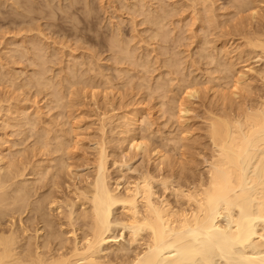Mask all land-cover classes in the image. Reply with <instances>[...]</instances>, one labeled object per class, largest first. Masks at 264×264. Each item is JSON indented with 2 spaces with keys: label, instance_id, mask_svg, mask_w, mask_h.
Wrapping results in <instances>:
<instances>
[{
  "label": "bare ground",
  "instance_id": "bare-ground-1",
  "mask_svg": "<svg viewBox=\"0 0 264 264\" xmlns=\"http://www.w3.org/2000/svg\"><path fill=\"white\" fill-rule=\"evenodd\" d=\"M19 1H21V0H19ZM19 1H18V6H19ZM180 1L182 2V0H180ZM195 1H194V3H195ZM230 1H232L231 4L234 7L233 9L234 10L236 9L238 14H239V12L240 13L245 12L244 10L246 8H249L250 11H252V8H250L252 6L251 3H253V5L255 7H257L254 3L257 0H254V2L251 0H230ZM258 1H262V0H258ZM12 2L15 3L16 0H14V1L12 0ZM71 2H74V1L72 0ZM153 2H155V1H153ZM156 2H157V0H156ZM159 2H160V0L157 2V4ZM161 2H162V0H161ZM181 2L179 3L180 5H181ZM203 2H201V0H200V4H199L200 8L202 7V5H204V4H202ZM263 2H264V0H263ZM194 3L192 0V4H194ZM214 3H212V4H214ZM217 3H215V4H217ZM136 4L137 3L133 4V6ZM190 4H191V0H190ZM231 4H229V7ZM256 4H258V2ZM261 4H262V2H261ZM76 5H77V1H76ZM144 5L142 8H145L146 5L148 7L150 6L149 4H146L145 6ZM70 6L72 7V3L70 4ZM86 6H87V4L85 5V8H86ZM154 6H157V7H155V9L157 8L158 10H160L159 9L160 6H159V8H158V5H154ZM164 6H165V4L164 5L161 4L162 9L160 10V13H162L163 8H164V10L166 9V7H164ZM169 6H170V4H169ZM173 6H175L174 2H173ZM16 7H17V4H16ZM22 7H24V5ZM27 7H30V5H27ZM71 7H69V8H71ZM89 7H90V5H89ZM128 7H130L129 4H128ZM151 7H152V5H151ZM177 7L175 10H178L179 7H181V6H179L178 9H177ZM194 7H196V5L193 6V9L191 8L192 11L194 10V13L198 11V13H199L200 8H199V10L197 9V11H195ZM197 7H198V4H197ZM214 7H213V9H214ZM255 7H253V8H255ZM135 8H136V6H135ZM168 8L170 9V7H167V9ZM138 9L139 8H137V10ZM146 9H148V8L146 7ZM149 9H151V8H149ZM149 9H148V11L146 10L145 13H144L145 9L141 10V11H143V15H145L146 13L148 14ZM224 9H225V7L223 8V11H224ZM259 9H261L260 5H259V8L257 7L258 12H260ZM24 10H25V8H24ZM59 10L61 11L62 9L59 8ZM73 10H74V8H73ZM89 10H90V8L88 9V11ZM134 10H136V9H134ZM203 10H204V7H203ZM209 10H211V9H209ZM216 10L217 9H215V14H217ZM221 10H222V8H221ZM255 10H256V8H255ZM32 11H33V9H32ZM36 11H37V9H36ZM48 11H49V9H48ZM132 11H133V9H132ZM226 11L228 12L227 8H226ZM229 11H231V10H229ZM246 11H247V9H246ZM22 12H23V10H22ZM63 12H64V10H63ZM79 12H80V10H79ZM138 12H140V11H138ZM156 12H157V10L156 11L154 10L155 14H152V16H151V13H153V11H151V13L149 12V14H150L149 17L151 16V19L149 18L145 21H148V22L152 21V24L157 22L156 27L157 28L159 27V30H160L159 32H157V34H158L161 32V27L164 24H165L164 30L167 28L166 27L168 25L167 22H169L167 15L169 14V12H170V14H172V12H171V9L168 13L166 10L165 13H167V15L165 16V18L167 17V20H166L167 22L164 21L165 23L163 22V20H165V18H164L165 14L162 17V14L160 15L158 12L157 13ZM188 12H189V10H188ZM205 12L206 11L204 10L202 14H199V15L197 14L198 17H201V16L203 17L205 15ZM227 12H225V13L227 14ZM57 13H59V12H57ZM83 13H84V11H83ZM85 13H86V11H85ZM91 13H90V15H91ZM212 13H214V11H212ZM234 13H236V12H234ZM246 13H247V18H248V12H246ZM254 13L256 14L257 11ZM262 13H264V12H262ZM23 14H24V12H23ZM25 14H27V13L25 12ZM147 14H146L145 19L148 18ZM175 14H176V12H175ZM191 14L193 15V13H191ZM208 14L211 15L210 13H208ZM250 14H249V16H251V18L253 19L252 22L255 21L254 19H258V22L261 23L259 21V17L261 16L260 13H259V15H260L259 17H257L258 13H257V15H255V14H252L250 12ZM173 15H174V12H173L171 18H173ZM244 15H242V17ZM262 15L263 16H261L260 19H263L262 21H264V14H262ZM88 16H89V13H88ZM211 16H212V18L208 17L209 19H207V20L205 19V17L204 18L201 17L203 20L200 19L199 21L202 20L205 22V20H206L209 22V21H212V20L218 18V17L214 18L213 15H211ZM237 16H234L233 18H235ZM255 16H256V18H255ZM23 17H25V16H23ZM50 17H51V14H50ZM198 17H194V18H197V20H198ZM229 17H230V14H229ZM221 18H224V17H221ZM233 18H231V20H230L231 22H233ZM237 18L235 20L236 22H237ZM34 19L35 18H33V20ZM50 19H52V18H50ZM228 19H230V18H228ZM238 19H240V18H238ZM224 20H225V18H224ZM192 21H194V20L192 19ZM202 21H201V24L204 25L203 27L209 26V24H207V26H206L205 25L206 22L204 23ZM240 21H242V20L240 19ZM179 22H181V21H179ZM195 22L196 21H194V23ZM222 22H220V24H219L220 27L222 26V24H221ZM250 22H251V19H250ZM256 22H257V20H256ZM160 23H162V24H160ZM209 23L211 24L212 22H209ZM215 23H217V22H215ZM243 23H241V24H243ZM158 24H159V26H158ZM245 24H246V22H245ZM245 24L241 25V28L244 27ZM247 24H248V25H246L247 30L244 29L245 31H243V29H241V28H240L241 30L240 29L238 30L240 22H239V25L237 24L238 33L240 31L241 33H239V35H240V37L241 36H243V37H241V39L239 38V42H242V43L240 44L238 42L239 45L236 46V49L233 48L232 51L231 50L228 51L229 46H227L228 50H225L226 49V46H225L226 43L225 42H227V41L224 42L225 38L223 39V42H224L223 44H225L224 45V51H223V54H222V51L220 53L224 57L221 56L220 58H222V60L225 59V61L227 58V60H229V61H226V63L228 62V64H225V62H224V65L222 62L220 67H223L224 70H222V68H221V70L219 72H220V74L223 72H225V73L228 72V75H224L225 74L224 73V74H222L223 76H221L218 72V74L220 76L218 75L217 77H215L213 74V76H211V77H214L213 80L214 81L216 80V83L218 81L219 84H220V80H223L221 82L225 81V83L221 84V87H222V85L224 87V84H225L226 88L224 87L223 89H221L219 87L218 83H217L218 87H216L215 85H214V87L210 86L211 89L212 88L214 89V92L217 88L221 89V90L219 89L220 91H222L221 94H220V91H218V90L217 91L220 95V99H218V100L222 101V103L220 102L221 105H218V107L221 106L220 108H215L214 110L210 111L208 113L209 114L208 118L206 117L207 120H205V121L208 122L207 128L205 126V128L207 129L205 132L206 133L205 136H206V140H207L206 144H205L206 147L204 150H202L201 153L199 152L200 151L199 148H198V150H199L198 153H197V149H195L196 153H197L196 156L194 154H193L194 156L191 155L192 153L189 152L191 150L190 147H189L190 150L188 152L185 151L186 148L183 150V148L185 146L188 147V145H186V143H185V145L183 143H182L183 145L181 144L183 146L182 150H181V148H178L177 143H178V145L180 144L179 142L181 140L179 141V138L182 137L180 132H179V134L181 137H179V134L176 133L178 135V137H176L177 135L175 137L178 139L175 140V138H173L175 142H174V150H171L172 152L168 151V149L165 150L164 148H163L164 150L163 149L159 150L158 149L159 147L157 145L156 146L158 148H156V149L149 150V147L147 149V146H149L148 144L151 141H149V143H148L146 141L147 138H145V136H146V134H148L149 136L148 135L147 136L151 137L150 134H152V133H150V132L144 133L142 131L140 132V130L138 128H139L140 124L142 127L143 123H141V122L146 123V121H148L147 123H149L150 125L151 124L154 125V123H150L151 118L148 119V117L146 116L147 117V120H146L145 115L139 113L140 112V110L138 108L139 107V102H138L139 97L137 98L138 103H136V101L134 100L135 98L133 99V96L130 95V93H129V95L132 96V99L135 101V104H137L138 107L135 105V108L138 109L139 112L136 113L134 111V113H132V111H133V107L131 106L132 104L128 105L132 108V111L130 109L131 115H129V117L128 116L123 117L124 115L122 117L121 116L115 117V119L117 118L118 121L119 120L123 121L121 124H120V122H118L119 125H116V126H113V124H112L115 122V120H114V117H110L111 115L108 114L109 110L106 112L109 116L102 112V114H103L101 116L102 118L98 115V113H96L95 117L99 116L98 118H101V123L98 121L99 126L96 125L97 127H100L99 132L101 130L100 134H97V137L94 138L96 143L93 141V138H91L92 144H93V142L95 143L94 151L96 150L95 151L96 155L94 157H92V151H93V149H92L93 147H92L91 148L92 149L91 156H89V158L90 159L94 158V159L92 160V162H90L91 166H83L84 169L86 167H88V168L91 167L88 169L89 171L88 170H87V172H81V171L78 172L77 171V172H75V174H73V171H75V169L81 170V168H82L79 165V169L75 168L76 167L75 166L74 167L75 169L73 171L71 170V169H73V167L71 165L73 163V161H71V160L74 159V156L72 154L74 153V155H75V153H76L75 151H78L80 149V147H81V149L84 148L80 145H83L82 140H83V142H85V140L82 139V137L84 138L85 136L83 135L81 137L79 134L80 133L79 131L81 130L84 132L85 128H89V127L92 128V125L90 126V124H89L88 125L89 127L86 126L83 128L84 129L83 130V129H81V126H76V125L73 126L72 122H71L72 125L69 123L71 125L70 126L68 124V121L65 120V121H62L64 123H62L60 121L63 124V126L59 125L60 122L58 123V125L60 127L62 126L61 129L58 128L57 131H53L51 129V123L48 124L44 120H41L43 122V126L34 128V125H33L34 123H33L32 114H31L32 111L28 112L31 110L30 108H28V111L25 109L27 107V105H29V102L27 101V99L23 98L24 92L22 93V98L24 99V102L23 103L21 102V103L23 105L25 103V100H26V102L28 104L25 103V105H26L25 108L20 107L19 106L20 103L15 104L17 106H14L13 103L14 102L16 103V101H13L12 104H9L10 101L9 102L7 101V103L9 104L8 105L7 103H5L4 98L2 97V96H4V94L1 95L3 100H0V124L1 123L5 124V126L2 125V127L4 128L3 130L5 131V127H6V125H8V129H9V127H12V129L10 128V131L13 130V128H15V129L17 128L19 131L22 128L23 131H21V133L24 134L27 130H29L28 126L29 127L31 126L30 127L32 129L31 133L33 132L31 137H36V138H35V140H33L34 144H31L30 152L28 149V154H27V149L25 150L26 153L23 152V155H21V153H19V149H16V152H14V153L15 154L19 153L20 155L18 154V156H20V157L16 160L14 159L15 161L10 159V155H9V154H11V152L9 153V150L12 148L11 147L12 145L8 146L7 152L9 154L7 156V155H5L6 153H4L6 151V149L4 151L2 144H1L2 149L0 148V264H215L216 258H223V259H225V261H227L228 264H264V68L258 69L260 71L257 70L261 75L262 84H260V85H261L262 89H261V87L258 89V90H260V89L261 90L258 93L256 92L257 93L256 95L254 94L255 97H253V94H252V89H253L252 82L253 81H250L251 84L249 83V79H251V78L244 77L246 75V73L242 69H240V70L238 69L239 72L236 71L237 69L234 70L236 60L240 61L241 59L250 58L252 55H253V58H257L259 60L258 61L255 59L256 61L264 62V22L261 23L262 24L261 26L259 25L260 27L257 26V28L254 27L253 29L249 28V27L253 26L252 24H251V26H249V22ZM149 25H150V23H149ZM188 25H189V23H187L186 27ZM191 25H192V23H191ZM153 26H155V25H153ZM153 26H152V28H154ZM211 26H213V23ZM218 26H216V27H218ZM224 26H225V24H224ZM37 27H38V25H37ZM234 27H236V25H234ZM35 29L36 28H34V30ZM175 29H173L174 31L172 33L175 32ZM209 29L210 28H208V31H210ZM231 29H233V28L231 27L230 30ZM162 30H163V28H162ZM183 30H182V32H183ZM217 30H218V28H217ZM228 30L226 31L227 32L226 34L230 35L231 32L229 33ZM30 31H31V29H30ZM50 31H51V28H50ZM115 31H116V29H115ZM118 31H119V28H118ZM120 31H122V29ZM26 32H28V31H26ZM36 32H38V31H36ZM40 32H42V30H40ZM20 33H22V31ZM33 33H34V31H33ZM153 33H152L151 37H153ZM155 33H154V37L156 36L155 38H157L158 35H156ZM208 33L209 32H207V35H208ZM214 33H216V32H214ZM236 33H237V31H236ZM27 34H30V33H27ZM110 34L112 35V32ZM119 34H120L119 32L117 34H113L114 36H113L112 40L109 39L111 37V36H109L108 39L111 40V42H110V45L107 46V48L111 49V51L113 49L118 51V49H116V48H121V50H122V52H120V51L116 52L115 54L116 55L119 54V57H115L116 56L115 55L114 56L115 60L111 61L112 62L111 65L114 66V69H112V70H114L115 73L117 72V75L115 74V76H117L118 78L120 76V72H118V71L122 69V67H120L119 70L117 69L118 65L120 64V61L123 63V61L126 60L125 58L127 56L131 55L130 51H129V47H130V50H132V47L130 46L129 43H127L129 45L128 48H126L127 46L125 47L126 43H124V46H123V44H122L123 35L121 36V38H122V41H121L118 37ZM168 34H169V32H168ZM203 34H204V32H203ZM39 35L41 37V34H39ZM43 35H42L43 36L42 40H44V37H45V34H43ZM202 35H199V37H198L195 34V36H197V38H200V39H201ZM191 36H190V38H191ZM204 36H206V34H204ZM209 37L212 40L213 36L212 37L209 36ZM226 37H229V36H226ZM26 38H27V36H26ZM158 38L160 39V36ZM161 38L163 40L166 39V41H167V38H169L167 35V30L165 31V33H162ZM213 38H215V37H213ZM220 38L222 39L221 36H220ZM221 39L217 40V38H216L217 41H221ZM234 39H235V37L233 38V40L231 37V40L235 42ZM39 40H41V39L39 38ZM133 40H134V38H133ZM133 40L130 39V43ZM150 40H152V39H150ZM153 40H156V39H153ZM207 40H209V39H207ZM20 41H22V40H20ZM37 41L38 40H36L35 36L32 38V40L30 38V42L33 45V47L28 43L29 44L28 46H31V48L30 47L28 48V49H30L28 51H27V48L24 47L27 45H24V43H23L24 41H23L20 44V46L22 47V44H23L24 49L20 48V50L23 49V51H24L26 49V51H24L23 55L25 56V53L28 52L27 55L29 56V54H30L29 57H31V52H32L33 53L32 59H30V60L27 59L26 61L30 62L29 65H31V67L33 65H35V66H38L39 68H41V70H42V67H44V70H43V72L42 71L39 72L40 70L38 72L37 71L34 72L35 68H37V67L34 68V66H33L34 71L32 70V72H31L33 74H30L31 77H33V78L30 77L31 79L29 78L30 81H28L26 79L27 77L26 78L24 77L26 82L21 81V83H20V81H19L20 84H18L17 86L20 88V85L22 84L21 88H25V86L28 87V85H29V86H33L32 90L35 87V89H37V91L39 90L38 88H40V89L43 88V91H46L45 90L46 87L53 84V92L52 93L50 92L51 94L49 93L50 95H52V97H51L52 99L50 100V104L52 106L51 102H53V104H55V102H56V104L61 102V105H62L63 102L65 103L64 99H66V95H64V93H66L67 91L65 92L64 87H62L64 89V90H62V88L58 85V81L60 82L62 79L64 80V78H65L64 83L66 81L67 83L70 84V86L72 85L71 87H73V86L75 87V86H77L76 84H78V86H79L80 84L83 83V82L82 83L78 82L79 80H76V79H78V77H79L80 80H82L84 77L82 78L81 76L77 75V73L79 71H76V68H75V70H74V68H73V70H72V68H70V67H72V65H69V64L74 63L75 62V59H74V62L68 61L69 62V64H68L69 65V69H68L69 72L67 74L65 73V72H67V69L65 70V72H64V70L62 71L60 69V71L62 73V74L60 73V76L63 74L65 76L63 75L64 78H62V79L60 78L61 80H58L56 82L57 85L54 84L55 82H53L54 81L53 78L57 75H54V77L51 76V79L49 78L50 80L47 79L46 76L48 74L50 75V72L52 71L50 69H49L50 71L49 70L47 71V68H49L48 66H50V68L52 69L51 65L54 64V63H52L53 61H51V59H49V57L51 58L53 56L47 57L46 55H51V53L48 54L49 51L46 50L47 53L44 54L43 49L40 48V47H44L43 45L45 44V42L43 41L44 42L43 45L41 44V46L38 48ZM124 41H126V40L124 39ZM127 41L129 42V40H127ZM168 41H169V39H168ZM205 41H206V39H205ZM205 41H204V44H205ZM213 41H215V40H213ZM54 42L56 43V41H54ZM141 42H140V44H141ZM175 42H176V40H175ZM39 43H41V42L39 41ZM150 43H151V41H150ZM218 43H221V42H218ZM228 43H229V41H228ZM36 44H37V46H36ZM148 44H149V42H148ZM170 44H171V42H170ZM206 44H207V42H206ZM211 44H212V42H211ZM211 44H208L205 46L207 47L210 45V48H211ZM230 44H231V42H230ZM17 45H19V44H17ZM161 45L163 46V43L160 44V46ZM213 45H215V43L212 44V47H213ZM46 46H47V42H46ZM173 46H174V44L172 45V47ZM181 46H183V44ZM201 46H204V45H201ZM216 46H217V43H216ZM234 46H235V44H234ZM168 47H170V45H168ZM4 48H5V46H4ZM135 48H136V46H135ZM135 48L133 47V50ZM178 48H179V46H178ZM217 48L215 47L216 51H217ZM222 48H223V46H222ZM17 49H19L18 46H17L16 50ZM32 49H34V50L31 51ZM48 49H49V46H48ZM140 49L141 48H139V50ZM150 49L153 50V48H150ZM219 49H218V52H219ZM16 50H14L15 53H17V52L19 53V51L16 52ZM133 50L131 51V53L132 52L134 53V51H135V53H137V51H136L137 49L134 51ZM156 50H157V48H156ZM202 50H203V48L200 50V52L198 50V53H201ZM206 50H205V53L202 52L201 54H199L200 57L197 54L196 55L197 58L198 57L201 58V56L203 54H206ZM211 50H213L212 52H215L214 48H211ZM12 51H13V49H12ZM12 51H11V53L10 52L9 53L12 54L13 53ZM29 51H31V52L29 53ZM208 51H210L209 48H208ZM71 52H73V51H71ZM90 52L93 53L92 50L89 51L88 53H90ZM120 53H121V56H120ZM146 53H148V51ZM159 53L161 55V51H159ZM159 53H157L158 56H159ZM164 53H165V51H164ZM216 53L214 54V56L216 55ZM234 53H236V55H235L236 60L234 59V55H233V57L231 56ZM107 54H108V52H107ZM168 54H170V53H168ZM208 54L209 53H207V55ZM23 55L21 52V59H18L20 56L18 57V55H17V57H18L16 59L17 64H15V65H19L18 61L22 60ZM139 55L140 54H138V56ZM142 55H143V59H140V61H144V63H145V60H147V62H149L147 59L148 55H146V59L144 58L145 55L144 54H142ZM164 55L162 53V57H160V58H162V60H165V58H166V57H164ZM219 55L220 54H218V60H219ZM136 56H137V54H136ZM171 56H173V55L171 54ZM171 56H170V58H171ZM196 56L194 55V57H196ZM67 57H68V55H67ZM97 57H98V55H97ZM114 57H112V58L114 59ZM134 57H135V55H134ZM157 57H155V58L157 59ZM176 57L178 58L177 55H176ZM180 57H181V55H180ZM205 57H206V55H205ZM26 58H27V56H26ZM47 58L49 59L50 62L45 69V66L48 63ZM88 58H89V56H88ZM93 58L94 57H92V59H89V60H93ZM100 58H101V56H100ZM100 58H98V61ZM109 58H111V56ZM177 58H176V60H177ZM156 59H154V60H156ZM172 59H173V57L171 58L170 61H172ZM180 59L181 58H179L178 64L176 63L177 66L174 64V60H173L172 64L174 65V67L176 66L177 68H178V65H180V67L182 66V69H183L184 64L181 65L180 62L183 61L184 59H182V60H180ZM208 59H209V61H208ZM76 60L78 62L79 59H76ZM89 60H88V63L90 64ZM96 60H97V58H96ZM131 60L134 61L133 64L135 63L134 64L135 68H133V70H137L138 67L136 68V65H137L138 59L136 60L135 58L133 59L132 57H130V61H128V58H127L126 62H128V65H129V63H131ZM135 60H136V62H135ZM154 60L152 62H149V63L153 64ZM159 60H158V62H159ZM176 60H175V62H176ZM215 60L216 59L213 58V55H211V52H210L209 56L206 57V60L203 58V61H206V62L208 61V63H203V64H212ZM218 60H216V62ZM233 60L235 62H233ZM165 61L167 62V60H165ZM186 61H183V63H186ZM239 61H237V64ZM248 61H250V59ZM86 62L87 61H85V64H86ZM107 62L109 63V61H107ZM113 62L116 64L114 65ZM229 62H230V64H229ZM65 63H66V65H65ZM65 63L63 65L68 66L67 62H65ZM93 63H94V61L92 62V64ZM97 63H99V62L96 61V65H97ZM100 63H102L101 59H100ZM122 63H121V66H123ZM159 63H161V62H159ZM189 63L191 65L193 64V63H191V60ZM240 63H242V62H240ZM138 64H140L139 60H138ZM162 64H163V62H162ZM217 64H216V66H218ZM77 65H78V67L79 66L83 67L84 64L81 66L80 63L79 64L77 63ZM77 65L75 63V65H73V67H76ZM107 65H106V68H107ZM125 65H126V63H124V66ZM156 65L153 64V67ZM169 65H171V64H169ZM245 65H246V62H245ZM65 66H64V68H65ZM85 66L87 67V65H85ZM98 66L99 65H97V67H96L94 64V65H92V68H94L96 70V69H98ZM100 66H101V64H100ZM100 66H99V71L101 72ZM129 66H127V68ZM138 66H140V65H138ZM151 66L152 65H150V68H151ZM165 66H166V64H164V66H162V68L165 69L166 68ZM209 66L210 65H208V67ZM216 66H214L213 69H212V67L210 68V69H212V70H210L211 73H217L215 71ZM78 67H77V70H78ZM146 67H147V70H145L146 68L144 69V67L142 65L141 70L144 69L145 71L148 72V69H150V68H148L149 66H146ZM159 67H160V64H159ZM193 67H195V64ZM263 67H264V63H263ZM28 68H30V67H28ZM92 68H91V70L90 69L89 70L87 69V70L91 71L92 74H95V71H94V69L92 70ZM108 68H110V67H108ZM130 68L132 69V67H129V71H130ZM172 68L173 67H171V70L173 71L174 68L173 69ZM184 68L185 69H183V70L181 69V71H183L182 72L183 75H184V72L186 70V67H184ZM248 69H247V71L249 72L250 69L249 70ZM254 69L255 68H252L250 73H252V71H253V74H254V71L256 72V70H254ZM12 70H14V69H12ZM20 70H26V68L25 69L21 68ZM165 70H167V69H165ZM178 70H179V68H178ZM207 70H209V69H207ZM213 70H214V72H213ZM241 70L244 72H241ZM14 71H13V75L10 76V79H11V77L14 78V73H15ZM85 71L83 72L84 74H85ZM99 71H97V72H99ZM123 71H125V70H123ZM156 71H158V69ZM172 71L171 72L168 71L165 78H167L168 73L170 74V76L172 74L173 76L171 77L169 83H171V86H172L173 82L175 83L176 82L175 80H177V86H176V83H175V86L177 87L176 89H178V87H179L178 83L179 82H178V79H176L177 75L175 76L176 78H174L175 80L173 79V82H171L172 78L175 75V74H173ZM187 71H188V69H187ZM210 71L205 72L206 75H208V74L210 75ZM19 72L23 73V71H19ZM47 72H48V74H47ZM121 72H122V70H121ZM125 72H122L121 75ZM248 72H247V75H248ZM25 73L27 74V71ZM25 73H24V75H25ZM88 73H90V72H88ZM101 73H102V75H101V77H102L104 73L103 72H101ZM128 73H130V72H128ZM165 73H166V71H165ZM259 73H256L257 74L256 77L259 75ZM0 74H2L4 76V80H5V76L6 77L8 76L6 74L4 75L3 73H1V71H0ZM45 74H47V75H45ZM84 74H82V76H84ZM126 74H127V72H126ZM147 74L144 73L145 76ZM180 74H181V72H180ZM192 74H193V72H192ZM16 75H17V73H16ZM51 75H52V72H51ZM86 75H87V73H86ZM98 75L100 76V73ZM98 75H97V73H96V76L94 75L95 77H94L93 81H95V78L98 79L97 78ZM108 75H109V73H107V77L106 76H104V77L109 79ZM162 75L163 74L161 73V75H160L161 77L158 76L159 80H156L157 82L158 81L160 82L161 79H164V75L163 76ZM209 75L207 77H209V81H210ZM249 75L248 76L251 77V74H249ZM21 76L23 77V74ZM60 76H58V77H60ZM127 76H128V74L126 75V77ZM139 76H141L142 77L141 79L143 80L142 72H141V75H139ZM58 77L55 78V81H56V79H58ZM91 77L93 78V75ZM101 77H99V78H101ZM104 77H103V79H105ZM123 77H124V75H123ZM256 77L253 76L254 79ZM19 78H21L20 74H19L18 79ZM24 78H23V80H24ZM92 78H89V76H88L87 81H85L86 78L84 79V81H85L84 85L86 86V90H85L84 85H81V87L79 86L80 90L83 89L84 91H86V92H83V96L82 95L80 96L82 100H83V97H86L84 94L87 93L89 95L88 92L91 91V89L89 88L88 85H90V87H91L90 83L92 82ZM120 78H121V76H120ZM133 78L134 77H132V79ZM148 78H149V76H148ZM180 78H181V76L179 77V79ZM184 78H185V75H184ZM194 78H196V75ZM8 79H9V77H8ZM16 79H14V80H15V83L17 84L18 79L17 80ZM74 79L77 82H73ZM88 79H91V81H88ZM108 79L105 80V82L107 81V84L104 85L105 88L107 87L108 82L110 81V79L109 80ZM136 79H137V77H136ZM152 79H154V78H152ZM185 79L190 80L188 76ZM191 79L193 80L192 76H191ZM133 80H132V82H133ZM142 80H141V82L143 83ZM145 80H147V79H145ZM184 80L183 81L181 79L179 80L182 82L181 84H183L185 82L183 84L184 86L182 85L184 91L181 90L182 86L179 87V88H181L180 93L181 92L186 93V94H184V95H186V98L184 100L182 99L183 101H185L187 99V92L186 91H188V98H190L191 96L193 98V96L195 94H198V95L200 94L199 90H200V88H201L200 86L202 84L205 86L208 83H210V82H207L208 80H205L207 82V84H205V82L204 83L202 82V84L200 85V83L198 82L199 79L198 80L196 79L198 82V87L195 85L197 82H194V84H193L194 87L195 88L197 87V89H195L194 87L192 88L193 85L191 84V82L193 83V81H190L189 82L190 85H189ZM259 80H260V78H259ZM118 81H120V80H118ZM130 81H131L130 79H129V81L127 80V84H125V85L132 87V85H130L132 82L130 84H128ZM149 81L151 82V78ZM12 82H14V81L12 80ZM12 82H11V84H13ZM105 82L103 80V84H105ZM211 82H212V79H211ZM23 83H28V84H25V86H23ZM31 83H32V85H31ZM61 83H62V85H64L63 82H61ZM61 83H60V85H61ZM110 83L113 85L112 81ZM110 83H109L107 88H109L111 90V87H112L111 91L117 90L116 89L117 85L115 88V87L111 86ZM135 83H134V85L137 86V84H135ZM138 83L140 84V81ZM152 83L153 82H151V86H152ZM214 83L215 82H213V84ZM92 84H93V88H94V85L96 86V90L95 89L92 90L93 92H91L90 96L93 97L94 100H96L97 94H98V96L101 94V93H99L100 88L97 90V87H100L103 84L100 86H98L99 84H94V82H92ZM123 84H124V82H123ZM185 84L186 85L188 84L187 87L190 86V88H192L191 92H189L190 88L185 90L186 89V88H184L186 86ZM210 84L212 85V83H210ZM14 85L15 84H13L10 87L13 88ZM125 85H124V87H125ZM165 85L167 86L168 83H165ZM165 85H163V87ZM66 86H67V84H66ZM78 86H77V88H78ZM104 86H102V87L105 90ZM109 86H111V87H109ZM119 86H122V85H119ZM140 86H141V84H140ZM140 86H138V87H140ZM153 86L149 87V88L147 86V88L144 89V93H145L146 89L149 90L150 88H152L151 92L154 93L157 88H155V90L153 92ZM36 87H38V88H36ZM68 87H69V85H68ZM71 87H69L68 90L74 89L73 92L74 93L77 92V89L75 90V88H71ZM142 87H143V84H142ZM163 87H161V88H163ZM87 88H89V89L87 90ZM107 88L104 92L102 90L103 93H105V92L107 94L109 93L108 95L105 93L104 97L102 96L103 100L100 96L101 100H99V101H102V103H104L106 101L109 102V100L112 99L111 98L112 95L114 94V92H110ZM136 88H135V90H136ZM254 88L256 89V86ZM25 89H27V88H25ZM130 89H132V88H130ZM193 89H195V90H193ZM211 89L209 88V90H211ZM213 89L211 90L212 92H213ZM16 90H17V88L14 89L15 92H16ZM32 90L30 89L29 92ZM166 90H167V92H166ZM166 90H165V92L168 94V92H170L172 89L170 91H168L169 89L167 87ZM17 91H19V90H17ZM37 91H36V93H38ZM43 91H42V89L39 91L40 95L43 94L42 93ZM49 91H51V89H49ZM49 91H47V92H49ZM97 91H98V93L95 94ZM119 91L121 92V89ZM119 91H118V93L115 92V94L117 96H122L119 94ZM127 91L125 93H127ZM158 91H159V87H158ZM163 91H164V89H163ZM217 91H216V93H217ZM73 92H72L73 98L72 97L70 98L71 91H69L66 100H68V97H69V99L76 101L75 95H77V93L74 95ZM133 92H134V89H133ZM159 92H161V91H159ZM159 92L157 93L158 95H159ZM172 92H173V90H172ZM172 92H170V93L172 94ZM6 93H7V91L5 92V96H7ZM9 93H8V95H9ZM27 93L28 92H26V95H27ZM92 93H93V96H92ZM14 94L15 93H12V98H13ZM80 94H82V93H80ZM115 94H114V96H115ZM157 94H155V96H158ZM160 94H161V96H163L162 95L163 93H160ZM176 94H178V93L176 92ZM181 94H183V93H181ZM19 95H21V94H18V96ZM136 95H139L138 92ZM143 95L146 96V94H143ZM150 95H151V93H150ZM172 95H174V94H172ZM184 95H182V96H184ZM18 96H17V99L19 100ZM78 96L79 95H77V97ZM126 96L128 97V95H126ZM161 96L159 97V99L161 98ZM9 97H11V95ZM32 97H33V95H32ZM34 97H36L35 93H34ZM87 97H89V96H87ZM163 97L165 99V95ZM166 97H168V96L166 95ZM174 97H176V96L174 95L172 98L170 96V99H173V100H171V101L168 100V101H170V103L167 102V104H169L168 107H170V110L173 109V111H174V108L177 106L176 108H178V109L181 108V110L179 112L186 113V115H187L188 111H187L186 107L188 105L184 104V103H183L184 105L182 103H179V105H177V103H178L177 100L179 97L176 98L177 100H175ZM235 97H237V99H239V100L236 101ZM6 98H5V100H6ZM119 98H116V96H115V99H117V101L123 102L122 108H123V110H125L127 100L125 102L124 99L126 97H124V95H123L124 101L121 100L122 97L120 98V100H119ZM23 99H22V101H23ZM49 99H50V97L48 98V96H47V99L45 100L46 103L49 102ZM104 99H105V101H104ZM132 99L129 101L132 102ZM168 99H169V97H168ZM7 100H8V98H7ZM30 100H32V99H30ZM77 100H78L77 104H78V102H79V104L82 103V101L80 103V99H77ZM84 100H86V99H84ZM89 100H90L89 103H91V102L94 103L93 100L90 99V97H89ZM113 100H114V97H113ZM113 100H111V101H113ZM41 101H43V100H41ZM111 101L108 104L111 105ZM117 101H116V103H117ZM161 101L162 100H160V102ZM180 101L181 100H179V102ZM183 101H181V102H183ZM216 101H217V98H216ZM37 102H38V100H37ZM107 102L104 103L105 107L107 106L106 105ZM141 102H142V98H141ZM17 103H18V101H17ZM31 103H32V101H31ZM69 103H70V100H69L68 104ZM72 103H74V102L72 101ZM96 103H97V101L95 102V104ZM113 103L115 104V102H113ZM113 103H112V106H114ZM185 103H187V102H185ZM5 104H7L8 106L7 105L5 106ZM33 104H34V102H33ZM50 104H49L50 113L52 114L53 110L57 109V108H55V106H54V108L51 107ZM70 104H69V106H74L73 109L75 110L76 104L75 103H74V105H70ZM97 104L100 105V102ZM124 104H125V106H124ZM133 104H134V102H133ZM36 105H34V106H36ZM67 105H66V108L64 105V108H65V111L67 109L66 117H67V119L70 120L72 117H69V115L74 116V113H73V115H71L72 113L70 112L71 114L69 113V115H67L69 110L73 111V109L71 107H70L71 108L70 109ZM93 105H92V107H93ZM152 105H154V104H152ZM185 105H186V107H185ZM39 106H41V104ZM39 106H38V108H39ZM62 106H56V107H58V111H57L58 114H60L59 109ZM83 106L85 107V105H83ZM108 106L106 108H108ZM128 106H126V109H128ZM141 106H142V104H140V107ZM162 106L165 107V104L164 105L162 104ZM5 107H8V108H5ZM28 107H31V105ZM41 107H45V103H44V106H41ZM78 107H80V105L77 106V109H78ZM86 107H87V105H86ZM100 107H101V105H100ZM117 107L118 106H116L115 110H117ZM120 107L121 106L118 107L117 112H119ZM145 107H143V110H145ZM148 107H149V105H148ZM51 108H53V109H51ZM94 108H95V106H94ZM110 108H111L110 112L112 111L113 115H114L115 110L113 111L112 107H110ZM122 108H120V110H122ZM135 108H134V110H135ZM176 108H175V110H176ZM182 108H184V109H182ZM98 109H100V108L98 107ZM98 109L95 108V111ZM101 109H102V107H101ZM104 109H102V110H104ZM164 109L167 111L166 108H164ZM61 110H62V108H61ZM79 110H80V108H79ZM5 111H7V113L11 116L10 117L6 113V115L9 116L8 122H9L10 118H13V120H11V122L14 121V123L9 124L6 121L7 116L5 115ZM26 111H27V114L29 113V116H26L27 114L25 115ZM41 111H42V113H43V111L47 112V110H43L42 108H41ZM65 111L63 109L62 112H64V114H65ZM95 111H94V113H95ZM128 111H127V115H128ZM130 111H129V114H130ZM185 111H187V112H185ZM39 112H40V110H38L37 114H39L41 116L42 114H41V112L40 113ZM77 112L79 113V111H77ZM104 112H105V110H104ZM170 112H172V111H169V113ZM50 113H48V114L50 115ZM145 113H146V111H145ZM165 113L167 114L168 112H165ZM35 114L36 113H34L33 116H35ZM58 114L55 113V115L59 117ZM123 114H124V111H123ZM61 115H62V113H61ZM78 115H80V113ZM173 115H175V112L173 113ZM4 117H6V120L4 119ZM41 117H40V119H41ZM54 117L55 116H53V119H54ZM149 117H150V115H149ZM159 117H157V118L159 119ZM170 117L173 118V116H170ZM45 118L47 119L48 117L47 116L45 117V114H44V119ZM65 118H63V119H65ZM76 118H77L76 123L78 125L81 124L78 122V120H79L78 116ZM76 118H75V121H76ZM82 118L80 116V119H82ZM92 118H94V117H92ZM53 119H52V123H53ZM58 119L63 120L60 117L57 119L55 117V122ZM49 120L51 121V119H49ZM96 120H97V118H96ZM35 121H36V117H35ZM75 121H74V124H75ZM38 122H39V118H38ZM81 122L84 123L85 121L81 120ZM108 123H110L112 126V132L116 130L117 135H119V136L121 135V137L118 136L119 139H117L118 137H116L117 140L116 139H113V140L111 139V141L109 140V138H108L109 136L107 137V131H106L107 126H109ZM39 125H42V124H39ZM53 125H55V124H53ZM86 125H87V123H86ZM25 126H27V130H26ZM64 126H65V128H63ZM66 126H67V128H66ZM111 126H109L110 129L108 128V131L111 130ZM146 126H147V129H146V127H145V129L148 130L149 127L147 124H146ZM2 127L0 126V130L2 129ZM23 127H25L26 131L24 130ZM56 127H57V123H56ZM97 127H95L96 130H98ZM8 129H6V131ZM53 129H54V127H53ZM118 129H121V131L119 130V133L117 132ZM180 130H181V128H180ZM15 131L17 132V130H15ZM15 131H13V132L16 133ZM148 131H151V130L149 129ZM5 132L3 133V131H2L3 134H5ZM94 132L97 133V131H94ZM112 132L110 134L108 133V135H110V138H111ZM153 132H154V130H153ZM141 133H142V136H141ZM155 133L156 132H154V139H155ZM12 134H13L12 132H11V134L9 133V135L11 137H12ZM17 134H19V133H17ZM27 134L30 135V130L27 132ZM27 134L22 135V137H24V138L26 136V139H24L25 143H23V141L20 140L21 143H23V145L19 143L20 144V145H18L19 147H21V145L24 146L26 144L27 140L29 142L30 136H28ZM81 134H82V132H81ZM144 134H145V136H144ZM182 135H183V139H184L185 136H184V134H182ZM5 136H6V134H5ZM5 136L3 137L2 140L0 139V142H2L4 140V138H5V140H7V138H6L7 136L6 137ZM79 136H80V138H79ZM90 136H91V134H90ZM92 136H95V135H92ZM0 137H2V135ZM19 137H20V135H19ZM27 137H28V139H27ZM100 137H101V139H99ZM112 137H113V134H112ZM96 138L99 141H96ZM157 138H158V136H157ZM189 138L187 140L185 139V141H190ZM200 138L202 139V136ZM9 139H11V138H9ZM20 139H21V137H20ZM149 139L150 138H148V140ZM173 139L170 136V140L172 141L171 145L173 143ZM22 140H23V138H22ZM30 140H31V138H30ZM143 140H145L146 142H144ZM193 140H192V142H193ZM196 140L197 139H195L194 142H196ZM12 141H13V139H12ZM114 141H116V144L119 143L120 146H121V144H122V146H123V144H127L126 148L124 145L122 150L120 147V150H118L120 152L119 153L117 152L119 154V155L117 154V156L114 155L115 151L113 150L114 151L113 152V151H111V148H109V145L112 146V144H114ZM167 141L169 142V138ZM86 142H87V140H86ZM160 142L161 141H159V143ZM14 143H15V140H14ZM14 143H11V144H14ZM17 143H18V141H17ZM89 143H91V142H89ZM159 143H157V144H159ZM165 143H166V140H165ZM4 144L5 143H3V145ZM116 144H115V146H116ZM166 144H168V143H166ZM16 146H17V144H16ZM163 146H164V143H163ZM163 146L161 145L160 148ZM9 147H11V148L9 149ZM13 147L17 148V147H15V144L13 145ZM95 147H96V149H95ZM152 147L153 146L151 145V148ZM193 147H194V145H193ZM200 147H201V143H200ZM14 148H12V149H14ZM203 148L204 147H202V149ZM23 149H25V148H23ZM86 149H87V147H86ZM187 150H188V148H187ZM22 151H20V152H22ZM79 151L81 152V150H79ZM89 151H90V148H89ZM14 153H12L11 156ZM15 154H14V157L16 158L17 155H15ZM24 154H27L26 157H24L25 156ZM82 155H83V153H82ZM86 155H88V154H84L85 157H86ZM142 155L145 157L146 160H141V162H142L141 164L139 163V161H140L139 160L137 164L140 166L138 167L133 162H135ZM118 156H119V158H118ZM72 157H73V159H71ZM195 157H197V158L199 157L198 159L201 158V162L199 161V163H196L194 165L195 160H196V162H198L197 158H195ZM69 161H71V163H69ZM88 163H89V159H88ZM134 164L136 166H134ZM132 172L134 175L131 174ZM28 176L31 177V180L28 178ZM64 176H66L68 180H71V183H67L64 179L65 178ZM114 229H115V231L117 230V236H113L112 232H114ZM110 234H112V235H110ZM119 238H120V240L117 241V239H119ZM110 240L111 241L114 240L116 242H114V244H113V242H110Z\"/></svg>",
  "mask_w": 264,
  "mask_h": 264
},
{
  "label": "rangeland",
  "instance_id": "rangeland-1",
  "mask_svg": "<svg viewBox=\"0 0 264 264\" xmlns=\"http://www.w3.org/2000/svg\"><path fill=\"white\" fill-rule=\"evenodd\" d=\"M14 1V0H13ZM18 1L19 0H16V4H17V7H16V4L14 3V2H12V0H0V71H1V73H3L4 75L6 74V75H8L7 77L5 76V80H4V76L2 75V74H0V97H1V95H3L4 94V96H2L3 98H4V101H5V103H7V101L9 102L10 101V103L9 104H12V102L13 101H16V103L14 102L13 103V105L14 106H17V105H15V104H19L20 103V107H23V108H25V103H27L26 102V100H25V103L22 105V103L24 102V99H27V101L29 102V105H27V107L25 108L27 111H28V108H30L31 110L30 111H28V112H31V114H32V119H33V125H34V128L35 127H40V126H43V122L41 121V120H44L45 122H47L48 124L49 123H51V129L53 130V131H57V129L59 128V129H61L62 128V126H63V124L62 123H64V122H62V121H65V120H67L68 121V124L70 123L71 125H72V123H73V126L74 125H76V126H81V129H83L84 127H86V126H88L89 124H90V126L92 125V128L91 127H89V128H85V130H84V132L83 131H79L80 133V136L82 137L83 135L85 136L84 138L82 137V139H84L85 140V142H83V140H82V144L83 145H80V146H82V147H84L83 149H81V147H80V149L79 150H81V152L78 150V151H75L76 153H75V155H74V153L72 154L73 156H74V159H73V157L71 158V159H73V160H71V161H73V163L71 164L72 165V167H73V169H71L72 171L75 169V168H78L79 169V165H80V167H82L81 168V170L79 169V170H76L75 169V171H73V174H75V172H87V170L89 169V168H91V167H86L85 169L83 168V166H91V163L90 162H92V160L94 159V158H89V156H91V151H92V149H93V151H92V157H94L96 154H95V151H94V146H95V140H94V138L95 137H97V134H100V132H101V130H100V132H99V128L100 127H97V126H99V122L101 123V116L103 115L102 114V112L104 113V114H107L106 112L109 110V113L108 114H110L111 116L110 117H114V120H115V122L114 123H112L113 124V126H116V125H119V123L118 122H120V124L123 122L122 120L120 121H118V119L116 118L115 119V117H117V116H123V117H126V116H128L129 117V115H131V111H132V108L130 107V106H128V105H131L132 107H133V111H132V113H134V111L136 112V113H138L139 111H138V109H136L135 108V105L137 106V104H135V101H136V103H138L139 102V110H140V114H144L145 115V118H146V120H147V117H148V119L149 118H151L150 119V123H154V125L153 124H149V123H147L148 121H146V123L145 122H141V123H143L142 124V127H141V124H140V126H139V130H140V132L142 131V132H144V133H152V134H150V136L151 137H148L149 135L148 134H146V136H145V134H144V136H145V138H147V142L149 143V141H151L148 145L149 146H147V149H148V147H149V150H152V149H156V148H158L159 150H161V149H165V150H167L168 149V151H170V152H172L171 150H174V139L173 138H175V140H177L178 138H176V137H178V135L176 134V133H178L179 134V132L181 133V136H180V134H179V137H181V138H179V145H178V143H177V146H178V148H181V150H182V148H183V144L185 145V143H186V145H188V147H184L183 148V150L185 149V151L186 152H188L189 150H190V148H191V150L189 151L190 153H192L191 155H197V153H198V151L201 153L202 152V150H204L205 149V144H206V136H205V132H206V128H207V126H208V122H206L205 120H207V118H208V116H209V112L210 111H212V110H214L215 108H220V107H218V105H221V103H222V101H220V100H218V99H220V95H219V93H218V91H220L221 89H223L224 87L226 88V86H225V84H224V87H223V85H222V87H221V84H223V83H225V81L224 82H221V81H223V80H220V84L218 83V81H217V83L219 84V87L221 88H217L216 90H215V92H214V89H213V92L211 91L212 89H211V87L213 86L214 87V85L216 86V87H218L217 86V83H216V80L214 81L213 80V78L214 77H211V76H213V74H214V76L215 77H217L219 74H220V70H221V68H222V70H224L223 69V67H220V65L222 64V62H223V65H224V62H225V64H228V62L226 63V61H229V60H227V58H226V61H225V59L224 60H222V58H220L221 56L222 57H224L222 54H223V51H224V45L225 44H223L225 41H227V42H225L226 43V49L225 50H228V47L227 46H229V50L228 51H232L233 50V48L234 49H236V46H238L239 45V43L241 44L242 42H239V38L241 39V37H243V36H241L240 37V35H239V33H241L240 31H239V33H238V30L241 28V25H243V24H245V22H246V24L244 25V27H242L241 29H243V31H245L244 29H246L247 30V26L246 25H248L247 23L249 22V26H251V24L253 25V26H251V27H249V28H257V26H261L262 24L261 23H263L264 21H262L263 19H260L261 18V16H263L262 14H264V13H262V12H264L263 10H264V2H263V0L262 1H255L254 2V0H251V1H253L254 3H255V5L259 8V5L261 6V9H259L260 10V12H258V10H257V7H255L254 5H253V3H251L252 4V6L250 7V8H252V11H250V9L249 8H246L247 9V11H246V9L244 10L245 12H242V13H240L239 12V14L237 13V11H236V9L234 10L233 8V5L231 4V2L232 1H230V0H213L215 3H217V4H215L212 0H201V2H203L202 4H204V5H202V7L200 8L199 7V4H200V0L198 1V0H193V3H194V1H195V3L194 4H192V0H191V4H190V0H182V2L180 1V0H162V2L165 4V6L164 7H166V9L164 10V8H163V10H162V13H160V10L162 9V7H161V4L162 5H164L162 2H161V0H160V4L158 3L157 4V2L159 1V0H157V2H156V0H73L74 2H71L72 0H21V1H19V6H18ZM33 1V2H32ZM48 1V2H47ZM76 1H77V5H76ZM143 1V2H142ZM153 1H155V2H153ZM210 1V2H209ZM212 1V2H211ZM217 1V2H216ZM63 4H62V3ZM83 4H82V3ZM88 2V3H87ZM90 2V3H89ZM153 2V3H152ZM173 2H174V5L175 6H173ZM181 2V5L179 4ZM197 2V3H196ZM208 2V3H207ZM228 2V3H227ZM258 2V4H256ZM261 2H262V4H261ZM24 3V4H23ZM35 3V4H34ZM72 3V7L70 6V4ZM135 3H137L136 5H134L133 6V4H135ZM167 3V4H166ZM212 3H214V4H212ZM24 5V7H22L23 5ZM30 5V7H27V5ZM33 4V5H32ZM48 4V5H47ZM61 4V5H60ZM87 4V6H86V8H85V5ZM128 4L130 5V7H128ZM146 4H149L150 6L148 7L147 5L145 6ZM158 5V8H159V6H160V10H158L157 8L155 9V7H157V6H154V5ZM169 4H170V6H169ZM184 4V5H183ZM197 4H198V7H197ZM229 4H231L230 5V7H229ZM89 5H90V7H89ZM94 5V6H93ZM126 5V6H125ZM141 5V6H140ZM143 5L145 6V8H142L143 7ZM151 5H152V7H151ZM194 5H196V7H194V9H195V11H197V9L199 10V8H200V12L198 13V11L197 12H195L194 13V10L192 11V9H193V6ZM208 5V6H207ZM222 5V6H221ZM263 5V6H262ZM49 6V7H48ZM60 6V7H59ZM62 6V7H61ZM81 6V7H80ZM125 6V7H124ZM135 6H136V8H135ZM140 6V7H139ZM173 8H172V7ZM179 6H181V7H179V9H178V7ZM186 6V7H185ZM215 6V7H214ZM220 6V7H219ZM225 7V9H224V11H223V8ZM232 6V7H231ZM20 7V8H19ZM22 7V8H21ZM27 7V8H26ZM37 7V8H36ZM40 7V8H39ZM69 7H71V8H69ZM134 7V8H133ZM146 7L149 9V8H151V9H149V12L151 13V11H153V13H151V16H152V14H155L154 13V10L156 11L157 10V12L161 15L162 14V17H163V15H164V18H165V16L167 15V13L170 11V9H171V12H172V14H173V12H174V15H173V18H171L172 17V14H170V12H169V14L167 15V17H168V21L170 22H167L166 20H167V17L165 18V20H163V22L165 21V22H167L168 23V25L166 26L167 28L164 30V27H165V24L161 27V32L162 33H165V31L167 30V35H168V37L169 38H167V41H168V39H169V41L167 42L166 41V39H162L161 37H162V33L160 34V33H158L157 34V32H159L160 30H159V27L157 28L156 27V23L157 22H155V23H153L152 24V21L150 22H148V21H145V20H147V19H151V16L149 17V12H148V14H147V17L148 18H146L145 19V17H146V14L145 15H143V11H141V10H144L145 9V11H144V13L146 12V10L148 11V9H146ZM167 7H170V9L168 8L167 9ZM176 7H177V9L178 10H175L176 9ZM203 7H204V10L206 11L205 12V15L202 17L201 15V17L202 18H204L205 17V19L207 20V19H209L210 17L212 18V16L211 15H213L214 16V18H217V19H214V20H212V21H209V22H212L213 23V26H211L212 25V23L210 24L208 21H206L205 20V22L204 21H202L203 19L201 18V17H198V15L199 14H202L203 13ZM211 7V8H210ZM213 7H214V9H213ZM217 7V8H216ZM253 7H255L256 8V10H255V8H253ZM24 8H25V10H24ZM53 8V9H52ZM59 8L60 9H62L61 11L59 10ZM69 8V9H68ZM73 8H74V10H73ZM90 8V10L88 11V9ZM137 8H139L138 10H137ZM192 8V9H191ZM211 9V10H209V9ZM220 8V9H219ZM221 8H222V10H221ZM226 8L228 9V12L226 11ZM263 8V9H262ZM16 9V10H15ZM23 10V12H24V14H23V12H22V10ZM32 9H33V11H32ZM36 9H37V11H36ZM48 9H49V11H48ZM131 9V10H130ZM132 9H133V11H132ZM134 9H136V10H134ZM173 9V10H172ZM213 9V10H212ZM215 9H217L216 10V12H217V14H215ZM249 9V10H248ZM254 9V10H253ZM18 10V11H17ZM43 10V11H42ZM56 10V11H55ZM63 10H64V12H63ZM79 10H80V12H79ZM166 10H167V13H165L166 12ZM188 10H189V12H188ZM229 10H231V11H229ZM21 11V12H20ZM32 11V12H31ZM47 11V12H46ZM83 11H84V13H83ZM85 11H86V13H85ZM96 11V12H95ZM137 11V12H136ZM138 11H140V12H138ZM212 11H214V13H212ZM220 11V12H219ZM223 13H222V12ZM256 12L257 11V13H258V15H257V13L255 14L254 12ZM16 12V13H15ZM25 12L27 13V14H25ZM57 12H59V13H57ZM82 12V13H81ZM92 12V13H91ZM156 12V13H157ZM175 12H176V14H175ZM180 12V13H179ZM219 12V13H218ZM225 12H227V14L225 13ZM234 12H236V13H234ZM246 12H248V18H247V13ZM250 12L252 13V14H255V15H257V17H259L260 15V17H259V21L261 22V23H259L258 22V19H254L255 21V23L257 24H255L254 22H252V18H251V16H249V14H250ZM20 13V14H19ZM22 13V14H21ZM32 13V14H31ZM34 13V14H33ZM38 13V14H37ZM56 13V14H55ZM88 13H89V16H88ZM90 13H91V15H90ZM142 13V14H141ZM178 13V14H177ZM191 13H193V15L191 14ZM207 13V14H206ZM208 13H210L211 15H209ZM233 13V14H232ZM246 13V14H245ZM259 13H260V15H259ZM262 13V14H261ZM29 14V15H28ZM50 14H51V17H50ZM64 14V15H63ZM141 14V15H140ZM198 14V15H197ZM229 14H230V17H229ZM245 14V15H244ZM20 15V16H19ZM60 15V16H59ZM196 15V16H195ZM218 15V16H217ZM237 16L238 18H240L242 21H240V19H238L237 17H235V18H233L234 16ZM242 15H244L243 17H242ZM251 15V14H250ZM23 16H25V17H23ZM42 16V17H41ZM56 16V17H55ZM183 16V17H182ZM224 17L225 18V20H224V18H221V17ZM170 17V18H169ZM176 17V18H175ZM194 17H198V20H197V18H194ZM209 17V18H208ZM250 17V18H249ZM9 18V19H8ZM25 18V19H24ZM27 18V19H26ZM33 18H35L34 20H33ZM50 18H52V19H50ZM175 18V19H174ZM220 18V19H219ZM228 18H230V19H228ZM231 18H233V22L236 20V18H237V22L235 21L234 23L233 22H231L230 20H231ZM244 18V19H243ZM255 18H256V16H255ZM31 19V20H30ZM76 19V20H75ZM82 19V20H81ZM171 19V20H170ZM192 19L194 20V21H196L195 23H194V21H192ZM200 19H202L201 21L202 22H204L205 23V25L207 26V24H209V26H207L208 28H210L209 30L210 31H208V28L207 27H203L204 25L203 24H201V21H199ZM219 19V20H218ZM247 19V20H246ZM250 19H251V22H250ZM20 20V21H19ZM51 20V21H50ZM191 20V21H190ZM217 20V21H216ZM249 20V21H248ZM256 20H257V22H256ZM15 21V22H14ZM145 21V22H144ZM179 21H181V22H179ZM217 22V23H215V22ZM224 23H223V22ZM227 21V22H226ZM29 22V23H28ZM53 22V23H52ZM144 22V23H143ZM164 22V23H165ZM220 22H222L221 24H222V28L220 27ZM229 22V23H228ZM239 22H240V25H239ZM244 22V23H243ZM22 23V24H21ZM24 23V24H23ZM72 23V24H71ZM149 23H150V25H149ZM187 23H189V25L186 27V25H187ZM191 23H192V25H191ZM233 23V24H232ZM241 23H243V24H241ZM75 24V25H74ZM77 24V25H76ZM160 24H162V23H160ZM178 24V25H177ZM186 24V25H185ZM224 24H225V26H224ZM229 26H228V25ZM237 24L239 25V27H238V30H237ZM29 25V26H28ZM37 25H38V27H37ZM153 25H155V26H153ZM218 26V27H216V26ZM234 25H236V27H234ZM152 26L154 27V28H152ZM158 26H159V24H158ZM185 28H184V27ZM228 28H227V27ZM233 28V29H231L230 30V28L231 27ZM259 26V27H260ZM45 27V28H44ZM54 27V28H53ZM176 29H175V28ZM180 27V28H179ZM205 29H203V28ZM216 27V28H215ZM34 28H36L35 30H34ZM50 28H51V31H50ZM75 28V29H74ZM118 28H119V31H118ZM156 28V29H155ZM162 28H163V30H162ZM178 28V29H177ZM182 28V29H181ZM217 28H218V30H217ZM26 29V30H25ZM30 29H31V31H30ZM39 29V30H38ZM46 29V30H45ZM115 29H116V31H115ZM122 29V31H120ZM158 29V30H157ZM169 29V30H168ZM173 29H175V32L174 33H172L174 30ZM181 29V30H180ZM184 29V30H183ZM203 31H202V30ZM229 29V30H228ZM240 29V30H241ZM40 30H42V32H40ZM178 30V31H177ZM182 30H183V32H182ZM213 30V31H212ZM228 30V32L230 33V35H228V34H226L227 31ZM22 31V33H20ZM26 31H28V32H26ZM33 31H34V33H33ZM36 31H38V32H36ZM115 33H114V32ZM156 33H155V32ZM194 31V32H193ZM198 31V32H197ZM202 31V32H201ZM236 31H237V33H236ZM112 32V35L110 34ZM120 33L119 35H118V37H119V39L122 41V38H121V36L123 35V42H122V44H123V46H124V43H126L125 44V47L126 48H128V44L127 43H129L130 44V46L132 47V50H133V47L135 48V46H136V48L134 49V50H136L137 51V53H135V51H134V53L132 54L131 53V51L132 50H130V47H129V51H130V54L131 55H129V56H127L125 59L126 60H124L123 61V63L120 61V64L118 65V67H117V69L119 70V68L120 67H122V72H127V74H128V76L126 77V72L125 73H123L122 75H121V70H119L118 72H120V76H121V78H120V76H119V78L117 77V76H115V74L117 75V72L115 73L114 72V70H112V69H114V66H112L111 65V61H114L115 60V57H119V54L118 55H116L115 53L116 52H118V51H120V52H122V50H121V48H116V49H118V51L117 50H115V49H113L112 51L114 52H112L111 51V49H108L107 48V46H109L110 45V42H111V40L113 39V34H117V33ZM122 32V33H121ZM156 34V35H158L157 36V38H155L154 37V33ZM168 32H169V34H168ZM180 32V33H179ZM200 32V33H199ZM203 32H204V34H206V36H204V34H203ZM207 32H209L208 33V35H207ZM214 32H216V33H214ZM221 32V33H220ZM20 33V34H19ZM27 33H30V34H27ZM77 33V34H76ZM151 33V34H150ZM152 33H153V37H151L152 36ZM213 33V34H212ZM39 34H41V37H40V35ZM43 34H45V37H44V40H42V38H43ZM81 34V35H80ZM160 34V35H159ZM177 34V35H176ZM179 34V35H178ZM195 34L199 37V35H202V37H201V39L200 38H197V36H195ZM211 34V35H210ZM17 35V36H16ZM19 35V36H18ZM32 35V36H31ZM39 35V36H38ZM43 35V36H42ZM136 37H135V36ZM192 35V36H191ZM194 35V36H193ZM215 35V36H214ZM26 36H27V38H26ZM35 36V38H36V40H38L37 41V43H38V48L41 46V44L43 45V43L45 42V44L43 45L44 47H40L41 49H43V52H44V54L45 53H47V51H49L48 52V54L49 53H51V55H46L47 57H49V56H53V57H49V59H51V61H53L52 63H54V64H52L51 65V67H52V69L50 68V66H48L49 68H47V71L50 69V70H52L51 72H52V75H51V72H50V75L48 74V72H47V74H45V75H47L46 76V78L47 79H51V76L52 77H54V75H57V76H55L54 78H53V82H55L54 84H56L57 85V81L58 80H61L62 78H64V76L63 75H61L60 76V73H61V71H60V69L63 71L64 70V72H65V70L67 69V72H65L66 74L69 72V65H72V67H70V68H72V70H73V68H74V70H75V68H76V71H79L78 73H77V75L78 76H81L83 79V81L82 80H80V78L78 77V79H76V80H79L78 82H83L82 84H80L79 86L81 87V85H84V82L85 81H87V77L89 76V78H92L91 76L93 75V78H92V82H94V84H99L98 86H100V85H102L103 84V80H104V82H105V80L106 79H108V78H106L107 77V73H109V75H108V77H109V79H110V81L108 82V85H109V83L112 81V83H113V85L110 83V85L111 86H113V87H115L116 88V85H117V90H115V91H111L112 90V87L111 86H109V87H111V90L109 89V88H107L108 87V85H107V89L110 91V92H114V94H115V92H117L118 93V91L121 89V92L119 91V94L120 95H122V96H117L116 94H115V96H116V98H121V100L122 101H124L125 100V102H126V100H127V104H126V106H128V109H126V106H125V104H124V106H125V110H123V102H120V101H117V99H115V96H114V94L112 95L111 93V95H112V99L111 100H113V97H114V100L113 101H111V100H109V102L111 101V105L110 104H108L109 102H107V106H108V108H106L105 107V105H104V103H106V102H104L105 101V99H104V103H102V101H99V100H101L100 99V96H101V98H102V100H103V97L105 96V93H103L105 90H106V88H105V86L104 85H106L107 84V81L105 82V84H103L102 86H104V88H105V90L103 89V87L102 86H100V87H97V90L100 88V90H99V93H101L99 96H98V91L95 93V94H97V99L96 100H94V98L93 97H91L90 95H91V92H93L92 90H96V86L94 85V88H93V84H92V82L90 83L91 84V87H90V85H88L89 86V88L91 89V91L90 92H88L89 93V95L87 94V93H85L84 95L87 97V96H89L90 97V99L91 100H93V102L94 103H89V97H83V100L84 99H86V100H82L81 99V95L83 96V92H86V91H84L83 89V91L82 90H80V87L78 86V84H76L77 86H78V88H77V86H73V87H71L70 86V84L69 83H67L66 81H65V83H64V80H65V78H64V80L62 81H58V85L62 88V87H64V89H65V92L66 93H64L62 90H64L63 88H62V92L64 93V95H66V99H67V95H68V93H69V91H71V96H70V98L72 97L73 98V96H72V92H73V90L72 89H70V90H68V88L69 87H71V88H75V90L77 89V92H73V94L75 95L76 93H77V95H79L78 97H77V95H75L76 96V101L75 100H71V99H69V97H68V100H66V99H64V101H65V103L63 102L62 103V105H61V102H59V103H57L56 104V102H55V104H53V102H51L52 103V106H51V104H50V100L52 99L51 97H52V95H50L52 92H53V84L52 85H49L48 87H46V91H43V88H41L42 89V93L43 94H41L40 95V88H38V87H36V88H38L39 90L37 91V89H35V87H34V89L32 90V88H33V86H29L28 85V87L27 86H25V84H28V83H23V86H25V88H27V89H25V88H21V86H22V84L20 85V88L17 86L18 84H20L21 83V81H23V82H26V80H25V78L28 80V81H30V79L31 78H33V77H31V75L30 74H33V73H31L32 72V70L34 71V69H33V66H34V68L35 67H37V68H35V71L34 72H38L39 70V72H43V70H44V67H42V70H41V68H39L38 66H35V65H33L32 67H31V65H29V61H26L27 59H32V57H33V53L31 52V51H33L34 49H32L31 51H29V53L31 52V57H29L30 56V54H29V56L27 55L28 54V52H26L25 53V56L23 55L24 54V51H26V49L23 51V49H24V47H26L27 48V51L28 50H30V49H28L29 47L31 48V46L33 47V45L31 44V42H30V38H31V40H32V38ZM38 36V37H37ZM48 36V37H47ZM108 36V37H107ZM109 36H111L110 38H109ZM160 36V39L158 38ZM172 36V37H171ZM190 36H191V38H190ZM209 36H213V37H215V38H213L212 37V40H211V38L209 37ZM217 36V37H216ZM220 36L222 37V39L220 38ZM226 36H229V37H226ZM20 37V38H19ZM76 37V38H75ZM85 37V38H84ZM149 37V38H148ZM171 37V38H170ZM177 37V38H176ZM188 37V38H187ZM231 37H232V40H233V38L235 37V42L234 41H232L231 40ZM29 38V39H28ZM39 38L42 40H39ZM46 38V39H45ZM111 39V40H109V39ZM133 38H134V40H133ZM182 38V39H181ZM184 38V39H183ZM216 38H217V40H220L221 39V41H217L216 40ZM225 38V40H224V42H223V39ZM228 40H227V39ZM74 39V40H73ZM124 39L126 40V41H124ZM130 39L131 40H133L131 43H130ZM150 39H152V40H150ZM153 39H156V40H153ZM174 39V40H173ZM186 39V40H185ZM190 39V40H189ZM205 39H206V41H205ZM207 39H209V40H207ZM20 40H22V41H20ZM29 40V41H28ZM48 40V41H47ZM80 40V41H79ZM127 40H129V42L127 41ZM172 40V41H171ZM175 40H176V42H175ZM178 40V41H177ZM213 40H215V41H213ZM231 40V41H230ZM24 41V42H23ZM28 41V42H27ZM39 41L41 42V43H39ZM44 41V42H43ZM54 41H56V43L54 42ZM77 41V42H76ZM109 41V42H108ZM135 41V42H134ZM141 42V44H140V42ZM150 41H151V43H150ZM161 43H160V42ZM180 41V42H179ZM184 41V42H183ZM196 41V42H195ZM203 41V42H202ZM204 41H205V44H204ZM228 41H229V43H228ZM24 43V45H31V46H24L23 44H22V47L20 46V44L21 43ZM46 42H47V46H46ZM148 42H149V44H148ZM167 42V43H166ZM170 42H171V44H170ZM201 44H200V43ZM206 42H207V44H206ZM211 42H212V44H214L215 43V45H213V47H212V44H211ZM218 42H221V43H218ZM230 42H231V44H230ZM239 42V43H238ZM9 43V44H8ZM29 43V44H28ZM56 45H55V44ZM137 43V44H136ZM144 43V44H143ZM158 43V44H157ZM162 44L163 43V46L161 45L160 46V44ZM177 43V44H176ZM198 43V44H197ZM216 43H217V46H216ZM17 44H19V45H17ZM52 44V45H51ZM146 44V45H145ZM174 44V46L172 47V45ZM183 44V46H181V45ZM208 44H211V48H214V51L215 52H212L213 50H211V48H210V45L209 46H205V45H208ZM221 44V45H220ZM234 44H235V46H234ZM133 45V46H132ZM140 45V46H139ZM145 45V46H144ZM155 45V46H154ZM168 45H170V47H168ZM197 45V46H196ZM201 45H204V46H201ZM4 46H5V48H4ZM17 46L19 47V49H17L16 50V48H17ZM24 46V47H23ZM36 46H37V44H36ZM48 46H49V49H48ZM151 46V47H150ZM178 46H179V48H178ZM201 46V47H200ZM222 46H223V48H222ZM3 47V48H2ZM148 47V48H147ZM153 48V50L152 49H150V48ZM181 47V48H180ZM215 47L217 48V51H216V49H215ZM20 48H23L22 50H20ZM45 48V49H44ZM139 48H141L140 50H139ZM144 48V49H143ZM146 48V49H145ZM156 48H157V50H156ZM161 48V49H160ZM164 48V49H163ZM169 48V49H168ZM203 48V50L201 51V53L203 52V53H205V50H206V54H203L202 56H201V58H199L200 57V55L199 54H201V53H198V50H199V52H200V50ZM208 48H209V50L210 51H208ZM221 50H220V49ZM232 48V49H231ZM12 49H13V51H12ZM58 49V50H57ZM218 49H219V52H218ZM14 50H16V52L17 51H19V53L17 52V53H15V51ZM47 50V51H46ZM53 50V51H52ZM61 50V51H60ZM93 51V53H88L89 51ZM171 50V51H170ZM174 50V51H173ZM11 51L13 52L12 54H10L11 53ZM51 51V52H50ZM71 51H73V52H71ZM148 51V53H146ZM155 51V52H154ZM159 51H161V55H160V53H159ZM163 51V52H162ZM164 51H165V53H164ZM176 51V52H175ZM222 51V54L220 53ZM10 52V53H9ZM21 52H22V55H23V57H22V60L21 61H18V64L20 65H15V64H17L16 62H17V58L18 59H21ZM55 52V53H54ZM96 52V53H95ZM107 52H108V54H107ZM111 52V53H110ZM184 52V53H183ZM210 52H211V55H213V58L214 59H216V60H218V54H220L219 55V62L217 61L216 62V60L212 63V64H203V63H208V61H209V59H208V61L206 62V61H203V58L206 60V57H208L209 56V54H210ZM218 54H217V53ZM150 53V54H149ZM157 53H159V56H158V54L156 55ZM162 53H163V55H164V57H166L165 58V60H167V62L165 61V60H162V58H160V57H162ZM168 53H170V54H168ZM207 53H209L208 55H207ZM216 53V55L214 56V54ZM112 54V55H111ZM136 54H137V56H136ZM138 54H140L139 56H138ZM142 54H144L145 56H144V58L146 59V55H148L147 56V59H148V61L149 62H152L154 59H156L155 57H157V59L156 60H154V62H153V64L154 65H156L157 63V65L156 66H154L153 67V64L151 63H149V62H147V60H145V63H144V61H140V59H143V55ZM171 54L173 55V56H171ZM196 56L197 54L199 55V59L197 58V56L196 57H194V55ZM17 55H18V57H17ZM43 55V54H42ZM55 55V56H54ZM67 55H68V57H67ZM71 55V56H70ZM89 56V58H88V56ZM92 55V56H91ZM97 55H98V57H97ZM116 55V56H115ZM134 55H135V57H134ZM151 55V56H150ZM169 55V56H168ZM176 55L178 56V58L176 57ZM180 55H181V57H180ZM205 55H206V57H205ZM233 55H234V59L236 60V53H234V54H232L231 56L233 57ZM26 56H27V58H26ZM45 56V55H44ZM45 56V57H46ZM91 56V57H90ZM100 56H101V58H100ZM111 56V58H109ZM115 56V57H114ZM120 56H121V53H120ZM170 56H171V58L173 57V59H172V61H170L171 60V58H170ZM204 56V57H203ZM217 56V57H216ZM29 57V58H28ZM65 57V58H64ZM92 57H94L93 58V60H89V59H92ZM112 57H114V59L112 58ZM125 57V56H124ZM130 57H132L133 59L135 58L136 60L138 59L139 60V63L140 64H138V60H137V65H136V68H137V70H133V68H135L134 66V64H133V60H131V63H129V65H128V62H126L127 61V58H128V61H130ZM151 57V58H150ZM163 57V58H164ZM175 57V58H174ZM69 58V59H68ZM96 58H97V60H96ZM98 58H100L101 60H102V63H100V59H99V61H98ZM154 58V59H153ZM176 58H177V60H176ZM179 58H181L180 60H182V59H184L183 61H186V63H183V61H181L180 62V64L182 65V64H184L183 65V69H185L184 67H186V70H185V72H184V75H185V78H187V76L189 77V79L190 80H188V79H185L184 78V75L182 74V72L183 71H181V69H182V66L180 67V65H178V68H179V70H178V68L176 67L177 65H176V63L178 64V61H179ZM195 58V59H194ZM252 58V59H251ZM34 59V58H33ZM48 59V58H47ZM49 59H48V63L46 64V66H45V69H46V67H47V65L49 64ZM74 59H75V62H74ZM76 59H79L78 60V62H77V60ZM86 59V60H85ZM90 61V64L88 63V60ZM113 59V60H112ZM160 59V60H159ZM169 59V60H168ZM186 59V60H185ZM250 59V61H248ZM258 60L257 58H253V55L250 57V58H245V59H241L240 61L239 60H236V62L233 60V62H235V68H234V70L235 69H237L236 71H238L239 72V70L240 69H242V70H244L245 71V73H246V75H247V69L249 68L250 69V71L248 72V75L249 74H251V77H249L248 75L246 76H244V77H248V78H251V79H249V83L251 84V82L250 81H253L252 82V86H253V89H252V94H253V97H255L254 96V94L256 95L261 89H262V87H261V85L260 84H262V79H261V75H260V73L258 72V71H260V70H258V69H263L264 67H263V63L264 62H262V61H260V62H258V61H256V60ZM64 60V61H63ZM136 60H135V62H136ZM158 60H159V62H161V63H159L158 62ZM162 60V61H161ZM173 60H174V64L176 65L175 67H174V65L172 64L173 63ZM175 60H176V62H175ZM190 60H191V63H193L192 65L189 63L190 62ZM200 60V61H199ZM203 62H202V61ZM221 60V61H220ZM74 62V63H71V64H69V62ZM85 61H87L86 62V64H85ZM94 61V63L92 64V62ZM96 61L97 62H99L100 64H101V66H100V64L99 63H97V65H99L100 66V70H101V72H103L104 74H103V76L101 77V75H102V73L99 71V66H98V69H94V68H92V65H94L95 64V66L97 67V65H96ZM107 61H109V63L107 62ZM170 61V62H169ZM193 61V62H192ZM199 61V62H198ZM237 61H239L238 62V64H237ZM65 62H67V65L68 66H65L66 65V63ZM83 62V63H82ZM107 62V63H106ZM148 64H147V63ZM162 62H163V64H162ZM166 62V63H165ZM169 62V63H168ZM240 62H242V63H240ZM245 62H246V65H245ZM249 62V63H248ZM258 62V63H257ZM65 63V65H63ZM75 63H76V65H77V63L79 64H81V66L83 65V67H78V65L76 66V67H73V65H75ZM121 63L123 64V66H121ZM124 63H126V65L124 66ZM168 63V64H167ZM218 63V64H217ZM244 63V64H243ZM91 66H89V65ZM92 64V65H91ZM108 64V65H107ZM113 64L115 65L116 63H114L113 62ZM133 66H132V65ZM159 64H160V67H159ZM164 64H166V68L165 69H167L168 71H172L171 70V67H173L172 69H173V74H175L174 75V77L172 78V80H171V82H173V79L174 78H176L175 76L177 75V78L176 79H178V84H179V87L180 86H182L183 84H181L182 82L181 81H179L180 79L183 81L184 79V81H186V83H188L189 84V82L190 81H193V83L191 82V84L193 85L194 84V82H197V80H198V82L200 83V85L202 84V82L204 83L205 82V84H207V82H210V83H212V85L210 84V83H208L207 85H199L201 88H200V90H199V92H200V94L198 95V94H195L194 96H193V98H192V96L190 97V98H188V91H186L187 92V99L185 100V101H183L185 98H186V95H184V94H186V93H184V92H181V93H183V94H181L180 93V91L182 90V91H184V89H183V86H182V89L181 88H179L178 87V89H176L177 87V80H175L176 82V86H175V83L173 82V84H172V86H171V83H169V81H170V79H171V77L173 76L172 74H171V76H170V74L168 73V76H167V78H165L166 77V74H167V70H165L164 68H162V66H164ZM169 64H171V65H169ZM194 64H195V67H193L194 66ZM216 64L220 67H218V66H216ZM229 64H230V62H229ZM85 65H87V67L85 66ZM106 65H107V68H106ZM138 65H140V66H138ZM142 65H143V67H144V69L145 70H147V67L146 66H149L148 68H150V65H152L151 66V68L150 69H148V72L147 71H145L144 69H142L141 70V67H142ZM146 65V66H145ZM162 65V66H161ZM173 65V66H172ZM207 65V66H206ZM208 65H210L209 67H208ZM244 65V66H243ZM27 66V67H26ZM64 66H65V68H64ZM85 66V67H84ZM117 66V65H116ZM127 66H129V67H132V69L130 68V71H129V67L127 68ZM168 66V67H167ZM214 66H216V68H215V71L217 72V73H211V71L210 70H212L213 68H214ZM238 66V67H237ZM248 66V67H247ZM261 66V67H260ZM24 67V68H23ZM28 67H30V68H28ZM68 67V68H67ZM77 67H78V70H77ZM95 67V68H96ZM108 67H110V68H108ZM113 67V68H112ZM140 67V68H139ZM153 67V68H152ZM192 67V68H191ZM207 67V68H206ZM212 67V69H210ZM240 67V68H239ZM257 67V68H256ZM22 68V69H25L26 68V70H20V69ZM91 68H92V70L94 69V71H95V74H92V72L91 71H88L89 69L91 70ZM116 68V67H115ZM127 68V69H126ZM170 68V69H169ZM218 68V69H217ZM245 68V69H244ZM252 68H255L254 70H256V72L254 71V74H253V71H252V73H250L251 72V69ZM12 69H14V70H12ZM86 71H85V70ZM88 69V70H87ZM106 69V70H105ZM139 69V70H138ZM158 69V71H156ZM161 69V70H160ZM164 69V70H163ZM176 69V70H175ZM182 69V70H183ZM187 69H188V71H187ZM193 69V70H192ZM197 69V70H196ZM207 69H209V70H207ZM217 69V70H216ZM239 69V70H238ZM248 69V70H249ZM12 70V71H11ZM17 70V71H16ZM49 70V71H50ZM110 70V71H109ZM123 70H125V71H123ZM128 70V71H127ZM133 70V71H132ZM175 70V71H174ZM241 70V72H244V71H242ZM258 70V71H257ZM13 71L15 72L14 73V78L13 77H11V79H10V76H12L13 75ZM19 71H23V73L22 72H19ZM27 71V74L25 73V72ZM85 71V74L83 73ZM93 71V72H94ZM97 71H99V72H97ZM117 71V70H116ZM161 71V72H160ZM165 71H166V73H165ZM190 71V72H189ZM207 71H210V81H209V77H207L208 75H206V73L205 72H207ZM247 71V72H246ZM19 72V73H18ZM88 72H90V73H88ZM107 72V73H106ZM128 72H130V73H128ZM141 72H142V75H143V80L141 79L142 77L141 76H139V75H141ZM155 72V73H154ZM178 72V73H177ZM180 72H181V74H180ZM192 72H193V74H192ZM197 72V73H196ZM213 72H214V70H213ZM218 72H219V74H218ZM16 73H17V75H16ZM24 73H25V75H24ZM29 73V74H28ZM86 73H87V75H86ZM96 73H97V75L100 73V76L98 75V79H96L95 78V81H93V79H94V77L96 76ZM112 73V74H111ZM144 73L145 74H147L146 76L144 75ZM161 73L164 75V79H161V81L159 82H157L156 80H159V77L158 76H160L161 75ZM225 72H223V73H221L220 75L221 76H223L222 74H224ZM244 73V74H245ZM256 73H259V77L257 76L256 77ZM19 74H20V77L21 78H19L18 79V77H19ZM23 74V77L21 76ZM62 74V73H61ZM82 74H84V76H82ZM138 74V75H137ZM153 74V75H152ZM159 74V75H158ZM204 74V75H203ZM212 74V75H211ZM27 75V76H26ZM86 75V76H85ZM95 75V76H94ZM123 75H124V77H123ZM133 75V76H132ZM135 75V76H134ZM151 75V76H150ZM162 75V76H163ZM179 75V76H178ZM195 75H196V78H194L195 77ZM219 75V76H220ZM224 75H228V72H226ZM18 76V77H17ZM29 76V77H28ZM58 76H60V77H58ZM104 76H106V77H104ZM148 76H149V78H148ZM181 76V78L179 79V77ZM191 76H192V78H193V80L191 79ZM253 76L254 77H256L255 79L253 78ZM8 77H9V79H8ZM25 77V78H24ZM31 77V78H30ZM56 77H58V79H56V81H55V78ZM77 77V76H76ZM99 77H101V78H99ZM103 77L105 78V79H103ZM117 77V78H116ZM123 77V78H122ZM132 77H134L133 79H132ZM136 77H137V79H136ZM161 77V76H160ZM170 77V78H169ZM198 77V78H197ZM3 80H2V79ZM13 78V79H12ZM18 80H17V79ZM23 78H24V80H23ZM30 78V79H29ZM61 78V79H60ZM86 78V79H85ZM112 78V79H111ZM150 78H151V82H153L152 83V86H153V92H154V90H155V88H157L156 90H155V94H157L159 91H161V92H159V95L158 96H155V94L154 93H152L151 92V90H152V88H150L149 90L148 89H146V91H145V93H144V89L145 88H147V86H148V88L149 87H152L151 86V82L149 81L150 80ZM152 78H154V79H152ZM253 78V79H252ZM259 78H260V80H259ZM8 79V80H7ZM14 79H16L17 80V84L15 83V80ZM21 79V80H20ZM49 79V80H50ZM84 79H85V81H84ZM102 81H101V80ZM108 79V80H109ZM123 79V80H122ZM129 79L131 80L128 84H130L131 82H132V80H133V82L130 84V85H132V87L131 86H126L125 84H127V80L129 81ZM139 79V80H138ZM145 79H147V80H145ZM149 79V80H148ZM195 79V80H194ZM197 79V80H196ZM203 79V80H202ZM211 79H212V82H211ZM12 80L14 81V82H12ZM75 79L73 80V82H77ZM118 80H122L121 82L120 81H118ZM138 80V81H137ZM141 80L143 81V83L141 82ZM145 80V81H144ZM153 80V81H152ZM155 80V81H154ZM205 80H208L207 82L205 81ZM19 81H20V83H19ZM88 81H91V79H88ZM98 83H97V82ZM100 81V82H99ZM116 81V82H115ZM140 81V84H141V86H140V84L138 83ZM188 81V82H187ZM11 82L13 83V84H15L14 86H13V88L12 87H10V86H12L13 84H11ZM61 82H63V84L64 85H62V83ZM96 82V83H95ZM123 82H124V84H123ZM136 82V83H135ZM146 82V83H145ZM164 82V83H163ZM198 82L195 84L197 87H198ZM213 82H215L214 84H213ZM261 82V83H260ZM60 83H61V85H60ZM87 83V82H86ZM89 83V82H88ZM134 83L135 84H137V86H135L134 85ZM157 83V84H156ZM163 83V84H162ZM165 83H168V85L166 86L165 85ZM30 84V83H29ZM66 84H67V86H66ZM142 84H143V87H142ZM159 84V85H158ZM188 84L184 87V88H186L185 90H187L188 88H190V86L189 87H187L188 86ZM210 84V85H209ZM31 85H32V83H31ZM34 85V84H33ZM68 85H69V87H68ZM87 85V84H86ZM119 85H122V86H119ZM124 85H125V87H124ZM156 85V86H155ZM163 85H165L164 87H163ZM190 85V84H189ZM191 85V86H192ZM55 86V85H54ZM138 86H140V87H138ZM159 87V91H158V87ZM163 87V88H161V87ZM170 86V87H169ZM211 86V87H210ZM256 86V89L254 88ZM9 87V88H8ZM30 87V88H29ZM84 87H85V90H86V86L84 85ZM129 87V88H128ZM137 87V88H136ZM142 87V88H141ZM167 87H168V91H170L171 89L173 90V92H172V90L170 91V92H172V94H174L176 97H174V99L175 100H177L176 98H178V103H177V105H179V103H184V104H187L188 106V108L186 107V105H185V107H186V109H187V111H188V113H187V115H186V113H183V112H179L180 110H181V108L180 109H178V108H176V110H175V108H174V111H173V109H171L170 110V107H168V105L169 104H167V102L168 103H170V101L171 100H173V99H170V96H171V98L174 96V95H172L170 92H168V94L166 93L167 92ZM175 87V88H174ZM194 87V85L192 86V88ZM197 87L195 88V89H197ZM261 87V89L260 90H258L259 88ZM17 88V90H19V91H17L16 90V92L14 91V89H16ZM48 88V89H47ZM55 88V87H54ZM83 88V87H82ZM89 88H87V90L89 89ZM125 90H124V89ZM130 88H132V89H130ZM135 88H136V90H135ZM192 88H190L189 89V92H191L192 91ZM209 88L211 89V90H209ZM252 88V87H251ZM7 89V90H6ZM23 89V90H22ZM32 90V91H30L29 92V90ZM49 89H51V91H49ZM114 89V88H113ZM124 91H123V90ZM128 91H127V90ZM133 89H134V92H133ZM140 89V90H139ZM161 89V90H160ZM163 89H164V91H163ZM181 89V90H180ZM195 89H193V90H195ZM199 89V88H198ZM255 89V90H254ZM21 90V91H20ZM102 90H103V92H102ZM138 90V91H137ZM143 90V91H142ZM165 90H166V92H165ZM204 90V91H203ZM218 90V91H217ZM2 91V92H1ZM7 91V93H6V95L7 96H5V92ZM10 93H9V92ZM35 91V92H34ZM36 91L38 92V93H36ZM47 91H49V92H47ZM101 91V92H100ZM127 91V93H125ZM158 91V92H157ZM216 91H217V93H216ZM224 91V90H223ZM24 92V94H23V98H22V93ZM26 92H28L27 93V95H26ZM32 92V93H31ZM48 94H47V93ZM51 92V93H50ZM108 92V91H107ZM133 92V93H132ZM137 92H138V94L139 95H136L137 94ZM157 92V93H156ZM165 92V93H164ZM176 92L178 93V94H176ZM257 92V93H256ZM8 93H9V95H8ZM12 93H15L14 95H13V98H12ZM34 93H35V96L36 97H34ZM45 93V94H44ZM50 93V94H49ZM79 93V94H78ZM80 93H82V94H80ZM129 93H130V95H132L133 96V99L135 100H133L132 99V96H130L129 95ZM150 93H151V95H150ZM160 93H163L162 95L164 96L165 95V99H164V97L163 96H161V94ZM214 93V94H213ZM216 93V94H215ZM222 93V91H220V94ZM18 94H21V95H19L18 96ZM29 94V95H28ZM38 94V95H37ZM104 94V95H103ZM107 94V93H106ZM109 94V93H108ZM107 94V95H108ZM143 94H146V96L145 95H143ZM251 94V95H252ZM11 95V97H9ZM16 95V96H15ZM32 95H33V97H32ZM40 95V96H39ZM123 95H124V97H126L124 100H123ZM126 95H128V97L126 96ZM141 95V96H140ZM166 95L169 97V99H168V97H166ZM182 95H184V96H182ZM218 95V96H217ZM17 96H18V98H19V100L17 99ZM28 96V97H27ZM45 96V97H44ZM47 96H48V98L50 97V99H49V102L48 103H46V99H47ZM92 96H93V93H92ZM103 96V97H102ZM110 96V95H109ZM137 96V97H136ZM161 96V98L159 99V97ZM0 98V100H3V98ZM8 98V100H7V98ZM30 97V98H29ZM131 97V98H130ZM139 97V101L137 102V98ZM158 97V98H157ZM163 97V98H162ZM183 97V98H182ZM219 97V98H218ZM5 98H6V100H5ZM12 98V99H11ZM16 98V99H15ZM29 98V99H28ZM46 98V99H45ZM99 98V99H98ZM120 98H119V100H120ZM141 98H142V102H141ZM151 98V99H150ZM157 98V99H156ZM216 98H217V101H216ZM236 98V101H238L239 99H237V97H235ZM22 99H23V101H22ZM30 99H32V100H30ZM75 99V98H74ZM77 99H80V103H81V101H82V103L81 104H79V102H78V104H77ZM132 99V102L131 101H129V100H131ZM146 99V100H145ZM149 99V100H148ZM183 99V100H182ZM12 100V101H11ZM37 100H38V102H37ZM41 100H43V101H41ZM69 100H70V105H74V103L76 104V108H75V110L73 109V107L74 106H69V104H68V102H69ZM117 101V103H116V101ZM145 100V101H144ZM159 100V101H158ZM160 100H162L161 102H160ZM168 100H170V101H168ZM179 100H181V101H183V102H179ZM17 101H18V103H17ZM31 101H32V103H31ZM45 101V102H44ZM67 101V102H66ZM72 101L74 102V103H72ZM97 101V103H99L100 102V105H101V107H102V109H104L105 110V112H104V110H102L101 109V107H100V105L99 104H95V102ZM22 102V103H21ZM33 102H34V104H33ZM40 102V103H39ZM87 102V103H86ZM113 102H115V104L113 103ZM130 102V103H129ZM133 102H134V104H133ZM154 102V103H153ZM164 102V103H163ZM166 102V103H165ZM185 102H187V103H185ZM221 102V103H220ZM37 105H36V104ZM39 103V104H38ZM44 103H45V107H41V106H44ZM84 103V104H83ZM112 103H113V105L114 106H112ZM159 103V104H158ZM164 105L165 104V107L164 106H162V104ZM219 103V104H218ZM8 104V103H7ZM7 104H5V106L7 105ZM8 104V105H9ZM28 104V103H27ZM33 104V105H32ZM41 104V106H39ZM49 104H50V106L51 107H53L54 108V106H55V108H57V109H54L53 110V115L50 113V107H49ZM68 104V105H67ZM94 104V105H93ZM117 104V105H116ZM140 104H142V106L143 107H145V110H143V107L141 106L140 107ZM144 104V105H143ZM152 104H154V105H152ZM161 104V105H160ZM183 104V105H184ZM215 104V105H214ZM7 105V106H8ZM31 105V107H28V106H30ZM34 105H36V106H34ZM64 105H65V108H66V105L70 108H72L73 109V111L72 110H69L68 111V114L67 115H69V113L71 114V115H73V113H74V116H70L69 115V117H72L70 120L69 119H67V117H66V113H67V109H66V111H65V108H64ZM80 105V107H78V109H77V106H79ZM83 105H85V107L83 106ZM86 105H87V107H86ZM92 105H93V107H92ZM98 105V106H97ZM148 105H149V107H148ZM158 105V106H157ZM190 105V106H189ZM217 105V106H216ZM33 106V107H32ZM38 106H39V108H38ZM47 106V107H46ZM56 106H62V107H60V114H58V107H56ZM94 106H95V108H97L98 109V107L100 108V109H98V110H96L95 111V108H94ZM116 106H121L120 108H122V110H120V108H119V112H117V110H118V107H117V110H115L116 109ZM152 106V107H151ZM215 106V107H214ZM12 107V106H11ZM49 107V108H48ZM104 107V108H103ZM110 107H112V110L114 111L115 110V113H114V115H113V112L111 111L110 112ZM130 107V108H129ZM184 107V106H183ZM5 108H8V107H5ZM33 108V109H32ZM40 110V112H41V116L39 115V114H37L38 113V110ZM41 108L43 109V110H47V112L46 111H43V113H42V111H41ZM47 108V109H46ZM53 108H51V109H53ZM61 108H62V110H61ZM70 108V109H71ZM79 108H80V110H79ZM134 108H135V110H134ZM164 108H166L167 109V111L164 109ZM63 109H64V111H65V114H64V112H62L63 111ZM130 109H131V111H130ZM161 109V110H160ZM163 109V110H162ZM182 109H184V108H182ZM35 112H34V111ZM79 111V113H80V115H78L79 113L77 112V111ZM93 110V111H92ZM130 111V114H129V111ZM27 111L25 112V115L27 114ZM49 111V112H48ZM52 111V110H51ZM76 111V112H75ZM91 111V112H90ZM94 111H95V113H94ZM123 111H124V114H123ZM126 111V112H125ZM127 111H128V115H127ZM143 111V112H142ZM145 111H146V113H145ZM153 111V112H152ZM169 111H172V112H170L169 113ZM187 111H185V112H187ZM39 112V113H40ZM152 112V113H151ZM165 112H168L167 114L165 113ZM175 112V115H173V113ZM6 113H7V111H5V115H6ZM34 113H36L35 114V116H33V114ZM48 113H50V115L47 114ZM55 113L56 114H58L59 115V117L60 118H65V119H63V120H61V119H58V120H56V122H55V117H56V119L57 118H59L58 116H56L55 115ZM61 113H62V115H61ZM77 113V114H76ZM83 113V114H82ZM93 113V114H92ZM96 113H98V115L101 117V118H98L99 116H96L95 117V115H96ZM100 113V114H99ZM112 113V114H111ZM117 113V114H116ZM120 115H119V114ZM126 113V114H125ZM150 115V117H149V115ZM172 113V114H171ZM30 114V115H31ZM44 114H45V117L47 116L48 118L46 119H44ZM107 114V115H108ZM122 114V115H121ZM147 114V115H146ZM160 114V115H159ZM165 114V115H164ZM169 114V115H168ZM7 115H9L8 113H7ZM6 115V116H7ZM78 116V122L79 123H81V124H77L76 122H77V116ZM93 115V116H92ZM10 116V115H9ZM9 116H7V120H6V117H4V119L8 122V119H9ZM26 116H29V113L26 115ZM41 117V119H40V117ZM52 116V117H51ZM53 116H55L54 117V119H53ZM65 116V117H64ZM80 116H81V118L82 119H80ZM94 117V118H92V117ZM109 116V115H108ZM147 116V117H146ZM160 116V117H159ZM170 116H173V118L172 117H170ZM11 117V116H10ZM13 117V116H12ZM15 117V116H14ZM31 117V116H30ZM35 117H36V121H35ZM51 117V118H50ZM157 117H159V119L157 118ZM207 117V118H206ZM38 118H39V122H38ZM75 118H76V121H75ZM96 118H97V120H96ZM170 118V119H169ZM206 118V119H205ZM49 119H51V121L49 120ZM52 119H53V123H52ZM86 119V120H85ZM11 120H13V118H10V120H9V124L10 123H14V121H12L11 122ZM81 120L82 121H85L84 123L83 122H81ZM117 120V121H116ZM154 122H153V121ZM41 121V122H40ZM49 121V122H48ZM62 123H61V122ZM74 121H75V124H74ZM99 121V122H98ZM152 121V122H151ZM36 122V123H35ZM60 122V123H59ZM72 122V123H71ZM89 122V123H88ZM56 123H57V127H56ZM58 123H59V125H62L61 127L58 125ZM86 123H87V125H86ZM94 123V124H93ZM96 123V124H95ZM118 123V124H117ZM39 124H42V125H39ZM53 124H55V125H53ZM69 124V125H70ZM109 124V126H111V124L110 123H108ZM146 124L148 125V127H149V129L151 130V131H148V130H146L147 129V126H146ZM182 124V125H181ZM2 125L3 126H5V124H3V123H1L0 124V126L2 127ZM39 125V126H38ZM68 125V126H69ZM70 125V126H71ZM97 125V126H96ZM150 125V126H149ZM28 126V125H27ZM27 126H25L26 127V130H27ZM54 127V129H53V127ZM59 126V127H58ZM109 126H107V128H106V131H107V137L109 138V140L111 141V139L113 140V139H116V137H118L119 135H117V133H116V130L115 131H113L112 132V126H111V130H109L108 131V128L110 129V127ZM205 126H206V128H205ZM7 127V128H6ZM6 127H5V131H6V129H8V125H6ZM25 127H23L24 128V130H25ZM31 127V126H30ZM29 126H28V129L30 130V135L29 134H27V132L29 131V130H25L26 132L24 133V134H27L28 136H30L29 137V142H28V140H27V142H26V146L24 147V146H22L23 145V143H25V140L24 139H26V136H25V138L24 137H22V135H24V134H22L21 133V131H23V129L21 128V130H19L18 131V129L16 128H13V130H11L10 131V128L12 129V127H9V129L5 132L3 129V127H2V129L0 130V134L2 135V137H0V139L2 140L3 139V137L5 136V134H6V138H7V140H5V138H4V142L2 141V142H0V148L2 149V147H3V150L5 151V149H6V151L4 152V153H6L5 155H7L8 156V154L11 152V154L12 153H14V152H16V149H19V153H21V155H23V152L24 153H26V149H27V154H28V149H29V152H30V147H31V144H34V141L33 140H35V138L36 137H31L32 136V134H33V132L31 133V128H30ZM56 127V128H55ZM95 127H97L98 128V130H96L95 129ZM145 127H146V129H145ZM63 128H65V126L63 127ZM66 128H67V126H66ZM180 128H181V130H180ZM56 129V130H55ZM88 129V130H87ZM184 129V130H183ZM15 130H17V132L15 131ZM87 130V131H86ZM90 130V131H89ZM93 130V131H92ZM119 130L121 131V129H118L117 130V132L119 133ZM153 130H154V132H156L155 133V139H154V132H153ZM203 130V131H202ZM2 131H3V133L5 132V134H3L2 133ZM13 131H15L16 133H14ZM94 131H97V133H95ZM112 132V134H113V137H112V134H111V138H110V135H108V133L110 134L111 132ZM186 131V132H185ZM11 132L13 133L12 134V137L9 135V133L11 134ZM81 132H82V134H81ZM86 132V133H85ZM89 132V133H88ZM99 132V133H98ZM115 132V133H114ZM183 132V133H182ZM185 132V133H184ZM17 133H19V134H17ZM84 133V134H83ZM90 134H91V136L92 135H95V136H90ZM171 134V135H170ZM182 134H184V139H183V135ZM0 135V136H1ZM19 135H20V137H21V139H20V137H19ZM115 135V136H114ZM117 135V136H116ZM148 135V136H147ZM177 135V136H176ZM14 136V137H13ZM17 136V137H16ZM80 136H79V138H80ZM87 136V137H86ZM99 136V135H98ZM141 136H142V133H141ZM153 136V137H152ZM157 136H158V138H157ZM165 136V137H164ZM170 136L172 137V139H173V143H172V145H171V140H170ZM176 136V137H175ZM191 136V137H190ZM202 136V139L200 138ZM11 138V139H9V138ZM119 137H121V135L119 136ZM119 137L117 138V139H119ZM187 137V138H186ZM190 137V138H189ZM197 137V138H196ZM204 137V138H203ZM22 138H23V140H22ZM30 138H31V140H30ZM33 138V139H32ZM91 138H93V141L95 142H93V144H92V139ZM148 138H150L149 140H148ZM168 138H169V142L167 141L168 140ZM189 138V140L190 141H185V139L187 140ZM197 139L196 140V142H194V140L195 139ZM12 139H13V141H12ZM27 139H28V137H27ZM91 139V140H90ZM99 139H101V137L99 138ZM116 139V140H117ZM157 139V140H156ZM160 139V140H159ZM193 140V142H192V140ZM14 140H15V143H14ZM23 141V143H21V141ZM81 140V139H80ZM86 140H87V142H86ZM90 140V141H89ZM164 140V141H163ZM165 140H166V143H168V144H166L165 143ZM183 140V141H182ZM10 141V142H9ZM17 141H18V143H17ZM96 141H99L97 138H96ZM144 142H146L145 140H143ZM159 141H161L160 143H159ZM9 144H7V143ZM89 142H91V143H89ZM164 143V146H163V143ZM189 142V143H188ZM191 142V143H190ZM3 143H5L4 145H3ZM11 143H14L15 144V147H17V148H14L13 147V145L14 144H11ZM22 144L21 145V147H19L18 145H20V144ZM85 143V144H84ZM113 143V142H112ZM111 143V144H112ZM157 143H159V144H157ZM183 143V144H182ZM200 143H201V147H200ZM1 144H2V147H1ZM16 144H17V146H16ZM88 144V145H87ZM115 144H116V141H114V144H112V146L111 145H109V148H111V151H113L114 152V155H116L117 156V154L120 152V151H118V150H120V147H121V150L123 149V147H124V145H125V148H126V145L127 144H123V146H122V144H121V146L119 145V143H117L116 144V146H115ZM147 144V143H146ZM182 144V145H181ZM197 144V145H196ZM7 145V146H6ZM10 145H12L11 147L12 148H14V149H12L11 147H9V153L7 152L8 151V146H10ZM151 145L153 146L152 148H151ZM158 147H157V146ZM163 146V147H161L160 148V146ZM170 145V146H169ZM193 145H194V147H193ZM28 146V147H27ZM87 147V149H86V147ZM89 146V147H88ZM118 146V147H117ZM167 146V147H166ZM169 146V147H168ZM173 146V147H172ZM27 147V148H26ZM93 147V148H92ZM113 147V148H112ZM116 147V148H115ZM171 147V148H170ZM190 147V148H189ZM202 147H204L203 149H202ZM23 148H25V149H23ZM89 148H90V151H89ZM92 148V149H91ZM187 148H188V150H187ZM198 148H199V150H198ZM95 149H96V147H95ZM116 149V150H115ZM163 149V150H164ZM170 149V150H169ZM195 149H197V153H196V150ZM13 150V151H12ZM23 150V151H22ZM77 150V149H76ZM85 152H83V151ZM88 150V151H87ZM20 151H22V152H20ZM87 151V152H86ZM193 151V152H192ZM195 151V152H194ZM18 152V151H17ZM78 152V153H77ZM118 152V153H117ZM169 152V153H170ZM19 153H17V154H15V155H17V157L15 158L14 157V154L11 156V154H9L10 155V159H12L13 161H15L16 159H18L20 156H18V154ZM72 153V152H71ZM80 153V154H79ZM82 153H83V155H82ZM94 153V154H93ZM27 154H24L25 156L24 157H26V155ZM84 154H88V155H86V157L84 156ZM20 155V154H19ZM82 155V156H81ZM119 155V154H118ZM193 155V156H194ZM143 156V155H142ZM140 156L135 162H133V163H135L138 167L140 166V165H138L137 163H138V161H139V163L141 164L142 162H141V160H146L145 159V157L143 156ZM14 157V158H13ZM76 157V158H75ZM118 158H119V156H118ZM195 158H197V157H195ZM199 158V157H198ZM197 158V160H198V162H196V160H195V163H194V165L196 164V163H199V161L201 162V158L200 159H198ZM15 159V160H14ZM80 159V160H79ZM88 159H89V163H88ZM76 160V161H75ZM79 160V161H78ZM191 160V159H190ZM71 161H69V163H71ZM189 161V160H188ZM6 162V161H5ZM78 162V163H77ZM88 163V164H87ZM84 164V165H83ZM134 164V166H136ZM76 166V167H75ZM75 167V168H74ZM89 171V170H88ZM132 175H134L133 174V172L131 173ZM65 178V181L67 182V183H71V180H68L67 179V177L66 176H64ZM74 177V176H73ZM28 178L31 180V177L30 176H28ZM27 178V179H28ZM68 180V181H67ZM70 181V182H69ZM113 233V236H117V230L115 231V229H114V232H112ZM110 235H112V234H110ZM120 240V238L119 239H117V241H119ZM110 242H113V244H114V242H116V241H111L110 240ZM123 242V241H122ZM215 264H228L227 263V261H225V259H223V258H216L215 259Z\"/></svg>",
  "mask_w": 264,
  "mask_h": 264
}]
</instances>
